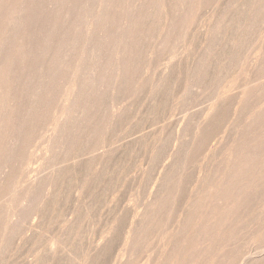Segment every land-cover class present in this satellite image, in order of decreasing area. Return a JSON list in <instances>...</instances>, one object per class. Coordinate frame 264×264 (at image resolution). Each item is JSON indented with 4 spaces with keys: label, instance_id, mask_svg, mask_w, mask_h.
Returning a JSON list of instances; mask_svg holds the SVG:
<instances>
[{
    "label": "rangeland",
    "instance_id": "obj_1",
    "mask_svg": "<svg viewBox=\"0 0 264 264\" xmlns=\"http://www.w3.org/2000/svg\"><path fill=\"white\" fill-rule=\"evenodd\" d=\"M38 1H40V3L38 2L37 3V1L36 2H34V4H32L33 5V7H35L36 5V3L37 4H39V6H42V8L44 7V9H43V13H45L44 11H45V9H47L48 7H50L51 6V3H53L55 0H38ZM51 1V2H50ZM109 1H110V4H109V7H110V9H109V13H110V15L112 16H110V20H111V22L108 20L107 22H109L108 24L105 22V19H104V11H105V9H106V6L108 5V3H109ZM134 1H136V0H134ZM134 1H132V0H87V2H86V4L84 5V6H86V8H85V10L83 11V10H81V16H83V18H82V22H81V26L80 27H77L76 28V30H75V32H74V35H75V33L77 32V29H78V32H77V35L76 36H78V34H79V37L80 36H83L84 34V30H85V28L84 27H91V31L92 32H94L92 29H95V33L97 34H100V35H96L95 33H93L94 34V36H92L91 35V38H90V41H88V43H90L89 44V46L91 47H89L88 46V44H87V47H88V49L87 48H85L86 50H83V52L82 53H80V51H81V49H79L80 51H78V53H80V55L79 56H76V57H74L73 55H71L72 53L70 52V53H68L66 56H65V58H67V59H62V60H68L67 62H68V65H70L71 63L72 64H74L75 63V65H76V67H78L77 66V64L79 63V64H83V63H85V61L86 62H88L87 60H89V62H90V67L89 66H86V64H88V63H86V64H84L85 65V67H84V65H83V69L84 68H88V69H85V71L86 70H90L89 72L88 71H86V72H81V73H79V74H81L82 76V78L81 77H79V74H78V72H80L81 70H80V66H82V65H80L79 67H78V70L79 71H77V69H76V73H73L72 71H70V75H74V77H72V76H70L67 72L71 69H67L68 68V65L66 66V65H64V64H66V63H64L63 65L66 67V73L70 76L69 78L67 77V74H66V78L67 79H69L68 80V82L66 81V79H65V76L63 77L62 76V74H64V73H62V71L64 70V68H62L63 66H61V68H62V71H61V69L58 71V74H59V72L61 71V73L58 75L57 74V76L55 75L56 73H54V74H52V72L51 71H49V66H50V61H49V59L48 58H46L45 60H44V63H43V69L42 70H44L45 68H46V71H44L43 72V75H44V73L46 72L47 73V71L50 73V76H51V78L49 79V77H46L47 79H45V77H44V79L45 80H47L48 81V83H49V81L52 83L53 82V84H51L50 83V85H48L47 84V86H46V84H44L45 83V80L43 81V79H42V81L44 82H42L43 84H41L40 83V86L42 87L43 85H45L46 87H48L49 89H48V91L46 92V90H44V89H46V88H44V86H43V90L45 91V93H48L47 95L43 92L42 93V97L40 98V101H39V103H38V105L39 106H41L40 104H44L43 106H41V107H43V109L42 108H40L38 105H35V107H37L38 106V108L39 109H41L42 111H41V113H43V114H41V113H38V110H37V115L39 116V117H36V118H38V119H35V117L34 116H37V115H35L34 114V116H32V118H33V120L36 122V120H37V122L35 123V122H33V120H32V118H31V120H32V122H30V124H29V126L31 125V123H33V125H31L30 126V128H33V129H30L29 128V126H28V124L26 125L27 127H28V130L25 128L24 130H23V132L24 131H26L27 130V132H25L24 133V135L23 136H21V140H22V138H23V140L21 141V145H20V147H19V145H18V148H16L15 149V152L17 151V149L19 150V153H15L14 154V152H12L11 154H10V156L12 155V154H14V155H18L19 157H17V156H13L12 155V158L14 157H16L15 159H17L18 161H12V162H16L15 164L16 165H13L12 164V169L11 170H13L14 168H15V173L13 172V171H11V173L10 174H12V172H13V175H11V176H13L14 178H12V177H8V178H11L12 180H15V181H18L19 182V185H18V187L16 188L17 190H19V193H22V189L23 188H25V186L27 185L26 183H25V181L26 182H30V181H32L34 178H36V177H39L40 175H43V174H45V173H47L48 172V170L50 171L51 169H53L54 167H56L57 165H59L60 163H59V161L61 162L62 161V159H64V158H62V155H63V157L65 156H68L69 154L67 153V152H80V151H84V150H89L88 149V147L90 148V149H92L91 148V146L93 147V144L94 145H96L95 147H97V146H101V144H103L105 147H102L103 149H107V147H109V146H111V147H114L115 145H118V144H120V143H122L123 141H125L126 139H128L127 137L128 136H130V135H132V136H135V135H140L141 134V140L140 139H138L137 140V142L136 141H134L133 143H126L125 145H123V146H121V148H118L117 150H116V152L114 153V154H111V155H109L106 159H105V161H106V163H108V164H106L105 163V161L104 160H102L101 161V163H102V165H100L101 163H99V165L100 166H102L101 168H100V166L99 167H95V166H93V164H91V163H85V164H82L81 166H79L78 168H76L75 169V171L74 170H70V172L68 173V172H66L62 177H60L58 180H56L55 181V183L53 184V185H51L52 186V188L50 187V185H45L46 187H44L43 185H40L39 186V184L38 185H35V187H34V189H33V191H32V197H31V200L29 201V203H23V204H18L17 202H16V200H18V198H17V195L19 194L18 193V191L17 192H15L16 190H14V192L15 193H17L16 194V196L15 195H13V191H11V189L9 190L8 188H10V186H12V183H13V181L11 182H4V185L6 186H4L3 185V187L0 189L1 191H0V196H3V195H5V196H3V197H1L0 198V209L2 208V205H5V203H7V202H9V200L11 199V198H13V196H15L16 198H13L12 200H11V203H12V205H15V206H12V207H14V209H15V211L17 212V214L19 213V215H17L16 214V216L15 217H13L14 218V220L16 219L17 220V218H18V220H17V223L15 224V225H13L12 227H11V229L9 230V234H6V235H8V236H6V237H4L5 239H3L2 240V242H1V244L0 245H3V246H0V248H1V251H0V253L2 254L1 256H0V264H103V263H105V264H115V263H113V262H115L116 261V264H131L132 262V264H137V262H138V264L140 263V264H144V263H150V261H152L153 259H155L156 257H157V255L161 252V251H164V248H165V246L166 247H169V248H171L170 246L173 244V241H175L176 240V238H177V240L178 241H176V242H181L180 244H178V246L180 247V248H176V246L177 245H173L174 246V250H175V248L177 249V251L175 250L174 251V253L176 252V254H177V252L179 253V251H180V249H181V251H183L184 252V250H188V248L187 247H191L190 245H188V244H193L192 245V247L193 246H195V244H197V243H199V244H197V245H200L201 243H203V244H206V242H208L209 241V239H212V238H209L208 239V237H210V236H212L213 237V240H210V241H212L211 243H209V245L208 244H206V250H203L204 248L202 247V246H200V247H202L199 251H201V252H199L198 250H195V249H199V248H197L198 246L196 245L195 246V248L193 249V248H189V252L191 253V255H192V253H193V256H195L194 254H196V252L198 253V256H195L196 258H190L189 256H187V254L188 253H186L187 252V250L185 251V253L182 255V252H180L179 254H177V256L179 255L180 257H181V255H182V257L183 256H185V258L184 259H188V257H189V259L188 260H184V261H179L181 264H182V262H183V264H184V262L186 261L187 263H188V261H191L190 263L191 264H205V262H207V264L208 263H210V264H216V262H214L215 260L217 261V264H234V262H235V264H236V262H237V264L239 263L238 261H239V259H238V261H237V258H238V254L236 255V254H234V253H237V251H239L238 253H239V258H240V254H241V251H243L242 249H245L246 247L248 248V247H250L249 249H245V251H243V253L244 252H246L247 250L248 251H251L252 249V251L254 252V251H256V249H255V247L257 248V250L260 248L259 246H263L264 244H261L260 245V243H264V201H262V200H264V183H262L263 181H261V183H259L258 185H259V187H258V185H257V187H255V188H252V189H254V190H249L248 192H249V195L247 196V193H245L246 194V198L244 199L243 197H245V195L241 198V199H244V200H239V203H240V201H241V203L242 202H244V203H237L239 206H238V208H237V206L236 205H232V207H236L237 209H233L232 208V210L234 211V210H236L237 212H230V210H231V208L230 209H228V207H227V209L229 210V212L228 213H232L233 214V216H232V214H231V216H232V218L231 219H229L230 220V222H227L226 221V219L227 218H225V221L223 220V224L221 223L222 222V220H219L218 221V219H215L214 218V220L212 221V223L215 221L216 223H219L220 221V223L222 224H219V225H221V226H219V225H217L215 222H214V225H217L216 227L215 226H213V228L215 227V229H217L216 231H215V229H213L212 228V230L211 229H209V231H207V233H209V232H211L209 235L207 234L206 236H207V240L205 241L203 238H205V234H204V237L202 238L201 237V235H200V237H201V240H202V242L200 243V241L198 240V238H197V235H198V237H199V234H198V232L195 230V234H192L193 232H191L190 234H192V236L191 235H189V237L187 238V236H188V232L187 231H189V229L186 231V233H185V231L184 230H186L187 228H188V226L189 225H192V226H190L191 227V230H194V229H192V227L194 228V227H198L197 226V224H195V223H197L198 221H197V216L195 215L196 213H194V215L196 216H193V215H191V213L193 214V211L194 212H198V214L197 215H199V209H202L201 211L203 212V211H205V213H206V209L208 210L207 211V213H209V214H213V209H209V207L208 208H206V204H208V203H206L207 201L209 202V200L206 198L205 200H207V201H205L204 200V205L202 204V201H203V198H202V200H198V201H200V202H197V200H195V196L194 195H196L197 194V192L202 188V190L204 191V193H206L205 192V190L207 191L208 189H206L205 188V186H207L206 184L203 186L202 184H204L205 182V180H203V178L204 179H206V183L207 182H210V184H211V182L212 183H215V181H214V174L217 176V177H215V178H219L220 176H221V174L222 173H220V172H222V170H224V169H226L225 168V160H223V158H224V152H226L225 150H227V147L228 146H225V145H227L225 142L229 139L230 141H227V142H231V143H235L234 142V140H237L236 139V134H237V132H241L242 130H244V128H245V124H244V122L243 121H245L246 122V116L247 115H245V114H248V112L251 110V108H253V107H251V106H253V105H255L254 103H256L258 100H260L261 98L260 97H262V98H264V63L263 64H260V65H258L259 67H257L256 65H255V67L256 68H254V65H252L251 63H250V61H251V59H252V61L254 60V59H256L255 58V56L256 57H260V55H261V53L263 52V50H264V37L263 36H261L260 35V32H261V30H263V27L262 26H264V25H262L263 24V22H264V0H224V2H223V0L221 1V0H196V3L194 4V5H192V7H190L189 8V10L185 13V15H183V18L181 17L180 18V16H178V17H176L175 19H176V21L174 20V22H177V23H174L173 22V26L174 25H176V26H174V27H172L171 28V30H173V31H171V33L169 34V36H162V37H160V35L159 34H157L156 32H158L157 30H158V28H161L160 26H161V24L160 25H157V21H155L156 19H157V17H158V15L156 16V13H157V10L155 9V8H153V9H150V13L151 14H149V16L148 17H146V18H143L144 20H140V22H139V25L141 26V28H140V26H139V28H138V30H137V32L135 33V36L134 37H136V39H135V41L134 42H132V43H129L128 45H127V49H126V73L123 75V77H121L120 79H119V81H121V82H119V83H117V85H116V89H115V86H114V83H116L115 82V70H112V69H115L114 68V66H113V68H111L112 67V63L114 62V58H115V54H116V47H117V41H118V39H119V33H120V30H121V28L119 27V24L120 23H118V17L119 16H123V14L127 11V7L129 6V4H132V3H134ZM155 1V0H154ZM172 1H175L176 2V0H172ZM184 1V0H183ZM199 1V2H198ZM227 1H229L228 3H227ZM236 1V2H235ZM77 1L76 0H72V2H71V5L72 6H74L75 5V3H76ZM113 2V3H112ZM182 2V1H181ZM234 2V3H233ZM243 2V3H242ZM117 3V4H116ZM129 3V4H128ZM172 3L173 2H171V6H173L174 7V3H173V5H172ZM233 3V4H232ZM242 3V4H241ZM244 3H245V5H244ZM115 4H116V6H115ZM177 4H179V3H177ZM209 4H210V6H209ZM35 5V6H34ZM64 5H65V7H66V4L64 3ZM88 5V6H87ZM38 6V5H37ZM63 6V5H62ZM195 8H194V7ZM209 7V9H208V7ZM215 6V7H214ZM225 6V7H224ZM237 6V7H236ZM70 7V6H69ZM121 7H124V8H121ZM206 7V8H205ZM226 7H227V9H226ZM101 8V9H100ZM103 8V9H102ZM213 8V9H212ZM225 8V9H224ZM232 8V9H231ZM94 9V10H93ZM123 9V10H122ZM169 9V8H168ZM198 9V10H197ZM217 9V10H216ZM224 9V10H223ZM245 9V10H244ZM100 10L103 12H101L100 13ZM152 10V11H151ZM172 10H173V8H172ZM210 10V11H209ZM230 10V11H229ZM232 10V11H231ZM244 10V11H243ZM95 11V12H94ZM203 11V12H202ZM229 13H228V12ZM258 11V12H257ZM227 12V13H226ZM232 12V13H231ZM238 12V13H237ZM76 13V12H75ZM209 13V14H208ZM217 13V14H216ZM226 13V14H225ZM246 13V14H245ZM256 13V14H255ZM230 14V15H229ZM238 16H237V15ZM244 14V15H243ZM42 15V14H41ZM74 15V14H73ZM102 15V16H101ZM225 15V16H224ZM256 15V16H255ZM189 16V17H188ZM192 16V17H191ZM195 16V17H194ZM205 16H206V18H205ZM211 16V17H210ZM229 16V17H228ZM231 16V17H230ZM236 16V17H235ZM40 17H42V16H40ZM99 17V19L101 18V22L100 23H102L103 24V26L105 25V27H106V25H107V29L104 27V29H106V30H104L103 31V26H100L99 25V19H97ZM153 17V18H152ZM156 17V18H155ZM210 17V18H209ZM217 17V18H216ZM178 18V19H177ZM200 18V19H199ZM234 18L236 19V20H234ZM103 19H104V22H102L103 21ZM114 19V20H113ZM146 19V20H145ZM150 20V22H147V20ZM188 19V20H187ZM199 19V20H198ZM207 19V20H206ZM230 19V20H229ZM255 19V20H254ZM263 19V20H262ZM39 20V19H38ZM37 20V21H38ZM148 20V21H149ZM158 20V19H157ZM193 22H192V21ZM196 20H198V22L196 21ZM37 21H34V19L33 20H31V26H33V27H29L30 28V30L32 31L33 29H34V25H33V23L36 25L37 23ZM112 21H114V22H112ZM116 21V22H115ZM160 21V23H161V20H159ZM179 21V22H178ZM195 21V22H194ZM203 21V22H202ZM208 21L210 22V23H208ZM240 21V22H239ZM263 21V22H262ZM39 23L41 22V19L38 21ZM190 22V24H188ZM207 22V23H206ZM220 22V23H219ZM253 22V23H252ZM257 22V23H256ZM260 22V23H259ZM82 23H87V25L86 24H84V25H86V26H82L83 24ZM112 23H114V24H112ZM101 24V25H102ZM214 24H216V25H214ZM219 24V25H218ZM259 24H260V26H259ZM91 25H93V26H95L96 28L98 27L99 28V30H96V28L95 27H93L92 28V26ZM158 26V28H156L157 26ZM193 25V26H192ZM203 25V26H202ZM230 25V26H229ZM236 27H235V26ZM249 25V26H248ZM259 27H258V26ZM100 26V27H99ZM200 26V27H199ZM205 26V27H204ZM250 26H252V27H250ZM254 26V27H253ZM153 27H154V30H153ZM198 27V28H197ZM204 27V28H203ZM208 27L209 28H211V29H209V30H211L210 32H209V30H207L208 29ZM246 27V28H245ZM250 27V28H249ZM257 29H256V28ZM217 28V29H216ZM219 28H221V29H219ZM233 28V29H232ZM242 28V29H241ZM262 28V29H261ZM100 29H101V31H100ZM188 29V30H187ZM226 29V31H224ZM228 29H229V31H228ZM231 29V30H230ZM255 29V30H254ZM81 30V31H80ZM161 30V29H160ZM198 30H199V32H198ZM205 30V31H204ZM219 30H221V31H219ZM233 30H234V32H233ZM242 30V31H241ZM245 30H247V33H246V31ZM259 32H258V31ZM98 31H100V32H98ZM107 33H106V32ZM183 31H184V33H183ZM206 31H208L207 32V34H206ZM215 31H217V32H220V33H216ZM233 33H232V32ZM81 32H83V33H81ZM92 32L90 33V34H92ZM104 32V33H103ZM203 32H205V34H206V37H205V35H204V33ZM229 33V32H231V33H229V34H226V33ZM249 32V33H248ZM158 33H160V32H158ZM181 33V34H180ZM183 33V34H182ZM225 35H224V34ZM82 34V35H81ZM106 34V35H105ZM186 34V35H185ZM222 34V35H221ZM230 34H232V36L230 35ZM239 34V35H238ZM246 34V35H245ZM250 34V35H249ZM251 34H254V35H251ZM260 36H259V35ZM96 35V36H95ZM103 37H102V36ZM156 35V36H155ZM159 35V36H158ZM198 35H199V37H198ZM200 35H202V36H200ZM242 35V36H241ZM76 36L73 38L74 40H76L75 38H76ZM99 36H101L102 37V39L104 38V40L105 41H102V40H100V39H98L99 38ZM218 36V37H217ZM257 36V37H256ZM83 37H85V36H83ZM94 39H93V38ZM98 37V38H97ZM156 37H158L159 39H157ZM181 37V38H180ZM200 37H203V38H200ZM212 37H214L213 39H212ZM216 37V38H215ZM221 37V38H220ZM231 37V38H230ZM244 37V38H243ZM249 37H250V39H249ZM252 37H254V38H252ZM261 37V38H260ZM263 37V38H262ZM147 38V39H146ZM154 38V39H153ZM161 38V39H160ZM167 38V39H166ZM175 38H176V40H175ZM223 38H224V40H223ZM228 38V39H227ZM239 38V39H238ZM81 39V41H82V39L83 38H80ZM162 39H164V42H163V40ZM167 41H166V40ZM178 39V40H177ZM184 39H186V40H184ZM211 39H212V41H211ZM218 39V40H217ZM244 39V40H243ZM260 39V40H259ZM74 40H72V41H74ZM97 40V41H96ZM99 40V41H98ZM153 40V41H152ZM157 40V41H156ZM160 40H162V41H160ZM198 40V41H197ZM210 40V41H209ZM215 40V41H214ZM229 40V41H228ZM233 40V42H231ZM238 40V41H237ZM261 44H259L257 41ZM263 40V41H262ZM101 41H102V43L104 42H106L105 44L106 45H104V44H100L101 43ZM152 41V42H151ZM160 42V44H158L159 42ZM182 41H184V42H182ZM196 41V42H195ZM214 41V42H213ZM218 41H219V43H218ZM229 43H228V42ZM99 44H98V43ZM162 42V43H161ZM176 42V43H175ZM190 42V43H189ZM212 42V43H211ZM247 42H249V43H247ZM93 43V44H92ZM116 43V44H115ZM164 43V44H163ZM175 43V44H174ZM180 43V44H179ZM183 43V44H182ZM196 43V44H195ZM198 43H200V44H198ZM210 45H209V44ZM224 43H225V45H224ZM228 43V44H227ZM232 43H233V45H234V43H235V45H234V47H233V45H232ZM246 43H247V45H246ZM253 43V44H252ZM115 44V45H114ZM158 44V45H157ZM187 44V45H186ZM215 44H217V45H215ZM227 44V45H226ZM112 45V46H111ZM114 45V46H113ZM192 45V46H191ZM213 45H215V46H213ZM257 45H259V46H257ZM80 46H81V44H80ZM79 46V47H80ZM180 46V47H179ZM207 46V47H206ZM240 46V47H239ZM94 47V48H93ZM103 47V48H102ZM110 47V48H109ZM114 49V47H115V50H112V48ZM173 47V48H172ZM205 47V48H204ZM215 47V48H214ZM257 47H258V50H257ZM260 47V48H259ZM90 48V49H89ZM97 48H99L101 51H99V50H97ZM197 48V49H196ZM206 48H207V50H206ZM209 48V49H208ZM217 48V49H216ZM222 48V49H221ZM237 48V49H236ZM248 48V49H247ZM255 48V49H254ZM76 49V48H75ZM91 49H93V50H91ZM94 49L98 52L99 51V53L101 54H99V53H95L97 56H99L100 55V57L99 58H96L97 56H95V54L93 53V51H94ZM130 49V50H129ZM204 49V50H203ZM212 49V50H211ZM216 49V50H215ZM240 49V50H239ZM243 49V50H242ZM248 50V52H247V50ZM262 49V50H261ZM92 51V53L90 52V51ZM103 50H104V53H102L103 52ZM177 50V51H176ZM180 50V51H179ZM188 50V51H187ZM202 50V51H201ZM219 50V51H218ZM228 50V51H227ZM250 50H254L253 52L252 51H250ZM255 50H257V53H256V51ZM86 51H89L90 53H91V56H93L92 54H94V56L93 57H88L87 58V60H84L83 62H82V60L86 57V56H88V53L89 52H86ZM183 51V52H182ZM200 51H201V54H200ZM226 53V55H225V53ZM260 51V52H259ZM110 52V53H109ZM129 52V53H128ZM173 52V53H172ZM189 52V53H188ZM206 52V53H205ZM219 52H220V55H219ZM259 52V53H258ZM87 53V54H86ZM90 53H89V56H90ZM180 53V54H179ZM205 53V54H204ZM216 53V54H215ZM221 53H223V54H221ZM251 55H250V54ZM69 54H70V56H69ZM82 54H84V55H82ZM191 54H193L192 56H191ZM253 54H255V55H253ZM257 54V55H256ZM105 55V56H104ZM109 55H110V57H109ZM168 55V56H167ZM182 55V56H181ZM203 55H204V57H203ZM220 57H218V56ZM231 55V56H230ZM248 55H249V57H248ZM83 56H85V57H83ZM108 56V57H107ZM166 56V57H165ZM201 56V57H200ZM206 56V57H205ZM216 56V57H215ZM80 57L82 58L81 59V61H80ZM137 59H136V58ZM182 57V58H181ZM189 57V58H188ZM193 57V58H192ZM199 57V58H198ZM229 57V58H228ZM236 57V58H235ZM75 58V59H74ZM92 58H94V59H92ZM96 58V59H95ZM109 58V59H108ZM111 58V59H110ZM132 58V59H131ZM133 58H135V59H133ZM211 58V59H210ZM216 58H218V59H216ZM225 60H224V59ZM229 59V61H228V59ZM239 58H240V60H239ZM251 58V59H250ZM72 59V60H71ZM77 59L80 61H77ZM86 59V58H85ZM99 59V60H98ZM105 59V60H104ZM143 59H144V61H143ZM165 59V60H164ZM172 60V61H170V62H167V61H169V60ZM199 59V60H198ZM227 59V60H226ZM244 59V60H243ZM47 60H48V62H47ZM92 60H94L95 61V63H94V61L92 62ZM96 60H98V61H96ZM107 60V61H106ZM134 60V61H133ZM224 60V61H223ZM232 60V61H231ZM239 60V61H238ZM243 62H242V61ZM46 61V62H45ZM71 61H74V62H71ZM141 61V62H140ZM163 61V62H162ZM212 61H214V62H212ZM236 61V62H235ZM238 61V62H237ZM96 62L99 64V66H98V64L96 65L97 66V68H96V66L95 65H93V66H91L92 65V63H94V64H96ZM171 62L173 63V64H171ZM180 62V63H179ZM184 62V63H183ZM212 64H211V63ZM223 62V63H222ZM226 64H225V63ZM228 62V63H227ZM45 63H47L45 66H44V64ZM62 63H63V61H62ZM70 63V64H69ZM108 63V64H107ZM128 63V64H127ZM133 63V64H132ZM135 63V64H134ZM149 63V64H148ZM185 63H187V64H185ZM210 63V64H209ZM220 63V65H218ZM231 63H232V65H231ZM242 63V64H241ZM48 64H49V66H48ZM72 64L70 65V66H72ZM78 64V65H79ZM141 64H142V66H141ZM146 64V65H145ZM179 64V65H178ZM241 65V67H240V65ZM251 64V65H250ZM144 65V66H143ZM150 65V66H149ZM188 65V66H187ZM190 65V66H189ZM249 65V66H248ZM69 66V67H70ZM104 66V67H103ZM107 66V67H106ZM129 66V67H128ZM165 66H166V68H165ZM174 66V67H173ZM205 66V67H204ZM210 68H209V67ZM217 66V67H216ZM225 66H226V68H225ZM253 66V67H252ZM45 67V68H44ZM48 67V68H47ZM74 65H73V70H74ZM93 67H95L96 68V70H95V68L94 69H92ZM106 67V68H105ZM141 67V68H140ZM187 67V68H186ZM212 67H214V69L212 68ZM224 69H223V68ZM230 67H231V69H230ZM248 67V68H247ZM252 67V68H251ZM261 67V68H260ZM145 68V69H144ZM216 68V69H215ZM222 68V69H221ZM235 68H238V71H237V69H235ZM244 68H245V70H244ZM81 69H82V67H81ZM82 69V71H84ZM107 69V70H106ZM171 69H173V70H171ZM187 69V70H186ZM206 69V70H205ZM209 69V70H208ZM210 69H212V70H210ZM236 71H235V70ZM250 69V70H249ZM68 70V71H67ZM92 70H95L94 72H91ZM102 70V71H101ZM162 70V71H161ZM165 70V71H164ZM228 70V71H227ZM98 71V72H97ZM109 71H110V73H109ZM113 71H114V73H113ZM158 71H160L159 73H158ZM164 71V72H163ZM207 71V72H206ZM223 71H224V73H223ZM247 71V72H246ZM64 72V71H63ZM71 72H72V74H71ZM112 72V73H111ZM145 72V73H144ZM163 72V73H162ZM174 72V73H173ZM205 73L204 75H203V73ZM234 72H235V74H234ZM244 72V74H241V73H243ZM49 73H47L46 75H48ZM95 74V75H93V74ZM128 73V74H127ZM208 73V74H207ZM223 73V74H222ZM229 73V74H228ZM239 73V74H238ZM52 74V75H51ZM158 74V75H157ZM160 74V75H159ZM168 74V75H167ZM203 75V77H202V75ZM227 74V75H226ZM246 74V75H245ZM247 74H248V76H247ZM262 74V75H261ZM45 75V76H46ZM77 75V78L76 79H78V83H77V85L80 83V79L83 81V77H84V79H86V80H84L85 81V83H84V85H82L83 83L81 82V86L80 85H78V87H80L79 89H77L76 87V84L74 83V78H75V76ZM86 75V76H85ZM89 75H91V76H89ZM95 76V81H93L94 79H92V80H90L89 78H93V76ZM162 75V76H161ZM163 75H164V77H166L165 78V80H164V77H163ZM171 75H172V77H171ZM180 75V76H179ZM250 75V76H249ZM56 76V77H55ZM59 76V77H58ZM141 76V77H140ZM198 76V77H197ZM204 76H206V77H204ZM212 76V77H211ZM225 76V77H224ZM56 79H55V78ZM61 77L62 78H64L65 79V81L67 82H65L64 80V82L63 81H61L62 79H61ZM109 77V78H108ZM112 77L114 78L113 80H112ZM160 77H163V78H160ZM182 77V78H181ZM200 77V78H199ZM237 77V78H236ZM243 77V78H242ZM246 77V78H245ZM260 77H261V79H260ZM54 78V79H53ZM71 78H73L72 80H71ZM80 78V79H79ZM159 78V79H158ZM170 78V79H169ZM178 78V79H177ZM193 78V79H192ZM198 78V79H197ZM201 78H203V79H201ZM226 78V79H225ZM234 78V79H233ZM254 78V79H253ZM51 79H52V81H51ZM59 80V81H54V80ZM172 79V80H171ZM191 79V80H190ZM200 79V80H199ZM222 79H223V82H222ZM256 79H257V81H256ZM97 80H98V82H97ZM103 80V81H102ZM129 80V81H128ZM164 82H163V81ZM219 80V81H218ZM246 80V81H245ZM248 80V81H247ZM61 81V82H60ZM91 81H93L92 83H91ZM111 81H113L112 83H113V86L111 85L112 83H111ZM162 83H161V82ZM168 81V82H167ZM171 81V83H169ZM197 81V82H196ZM201 81V82H200ZM209 81H210V83H209ZM232 81V82H231ZM235 81V82H234ZM56 82V83H55ZM62 82L63 83H65L66 85L69 83V82H71V83H69V84H71V86H73V88L75 89V91H76V93H74V91L73 90H71V92H70V94L68 95L67 94V92H66V94H67V96L68 97H70V95L73 97V98H68L67 96H66V94H63V95H61L62 93H63V91H65V86H64V84L62 85ZM90 82V83H89ZM110 82V83H109ZM123 82V83H122ZM151 82V83H150ZM153 82H155V83H153ZM163 85H160V83ZM168 84H167V83ZM176 82V83H175ZM186 82H187V84H189V85H187L186 84ZM204 82H206V83H204ZM229 82V83H228ZM262 82V83H261ZM47 83V82H46ZM58 83V84H57ZM73 83H74V85L76 86V87H74V85H73ZM88 85H87V84ZM97 85H96V84ZM98 83H100V84H98ZM193 83H195L194 85H193ZM199 83V84H198ZM201 83H202V86H201ZM216 83H217V87H216ZM223 83V84H222ZM250 83V84H249ZM56 84H57V86H56ZM95 85V86H93V85ZM118 84H120V85H118ZM166 84V85H165ZM179 86H178V85ZM185 84H186V86H185ZM196 84L198 85V86H196ZM214 84V85H213ZM221 84V85H220ZM224 84H226V85H224ZM227 84L230 86V88L227 86ZM263 84V85H262ZM99 85H100V88H99ZM121 85H123V86H121ZM140 85V86H139ZM151 85H154V86H151ZM156 85V86H155ZM158 85V86H157ZM200 85V86H199ZM232 85V86H231ZM88 86V87H87ZM94 87L93 89L91 88V87ZM99 88V90H97L98 88ZM190 88H189V87ZM194 86V87H193ZM211 86V87H210ZM228 87L227 89H230L229 91V93H228V90L226 89V88H224V91L222 92V90L221 89H219V88H221V87ZM242 86V87H241ZM255 86H257L258 88H259V90H257V92L255 93L257 96H255V95H253L252 96V99H250L249 100V98L247 99V97H245V99L243 98L242 99V101L246 104H250L249 105V107L246 105L245 106V104L243 105L242 104V101H240V100H238L237 98H234L235 97V94H239V93H241L243 90H245V89H247V90H249L251 87H255ZM58 87V88H57ZM61 87H63L62 89H63V91H62V89H61ZM118 87V88H117ZM119 87H121V88H119ZM154 88V90H153V88ZM157 87V88H156ZM181 87H182V89H181ZM192 87V88H191ZM222 87V88H223ZM72 88V89H73ZM88 89V91H87V89ZM112 88V90H110ZM114 88V89H113ZM127 88V89H126ZM137 88V89H136ZM151 90H150V89ZM158 88H160L159 90H156V89H158ZM210 88V89H209ZM216 88V89H215ZM50 89H52V90H50ZM80 89L82 90V91H85V93H83L84 95V97H88V101H86L87 99L86 98H84L83 97V99H82V92L80 91ZM84 89V90H83ZM95 89H96V91H95ZM108 89V90H107ZM119 89V90H118ZM121 89V90H120ZM218 89V90H217ZM79 90V93L80 94H78V91ZM90 90H91V92H90ZM181 90V91H180ZM208 90V91H207ZM217 92H216V91ZM219 90H221V92L219 91ZM225 90L227 91V92H225ZM51 91V92H50ZM60 91H62V93L60 92ZM92 91H94L93 93H92ZM108 91V92H107ZM122 92V94H121V92ZM145 91L147 92V93H145ZM156 91V92H155ZM189 91V92H188ZM210 91V92H209ZM218 91H219V93H218ZM239 91V92H238ZM241 91V92H240ZM98 93V94H96V93ZM111 92H113V93H111ZM136 92V93H135ZM164 92V93H163ZM61 93V94H60ZM65 93V92H64ZM90 93H92L93 95H94V93H95V95L92 97L91 95H90ZM108 93V94H107ZM126 93V94H125ZM156 93H159V94H156ZM178 93V94H177ZM214 94V96H215V98H214V96H213V94ZM216 93V94H215ZM217 93H218V95L219 94H223V95H226V98H224L225 100V102L227 101L228 103L226 104L225 103V108L223 107L222 108V106L224 105V103H223V105H221L220 106V108H219V114H221V115H219L218 114V116L219 117H216L215 118V120H213V122H212V124L210 125V127H209V129H207V132H205V134L207 133V135H209V133L208 132H210V135H209V139L207 138V141L209 140V142L210 141H212L213 140V137L216 139V140H213L212 141V143L210 142V144H209V142H207V144L209 145V147L208 146H206V147H208V148H210V150L208 149H205L206 147H205V145L204 144H206V143H201L198 139V141L196 140V143L194 142H192L193 140L191 139L192 138V136L190 135V134H192L193 135V133L194 132H191V131H194V127H193V123L195 122V125H196V120L194 121V119H189V118H185V119H183L184 118V116H182V115H184L185 113H187V112H191V110L192 111H197V110H199L198 108H200V110L201 109H203V108H205V107H207V105H210V104H212L213 102H215V101H217V99H218V95H217ZM226 93H228L229 95H227ZM230 93H231V95H230ZM53 94V95H52ZM55 94V95H54ZM77 94V95H76ZM86 94V95H85ZM90 96H89V95ZM105 94V95H104ZM120 94V95H119ZM206 94V95H205ZM211 94V95H210ZM259 94V95H258ZM49 95V96H48ZM59 97H58V96ZM61 95V96H60ZM65 95V96H64ZM79 95H81V96H79ZM107 95H108V98H107ZM186 95H188V96H186ZM201 95V96H200ZM233 95H234V97H233ZM46 96V97H45ZM63 96V97H62ZM74 96H75V98H74ZM129 96V97H128ZM169 96V97H168ZM203 96H205V97H203ZM211 96V97H210ZM231 96V97H230ZM57 97V98H56ZM64 97H66V98H68V99H65ZM81 97V98H80ZM90 97V98H89ZM104 97V98H103ZM164 97H165V99H164ZM199 97V98H198ZM209 97V98H208ZM213 97V98H212ZM60 98H62L61 100H60ZM65 100H64V99ZM92 98V99H91ZM107 98V99H106ZM109 98H111V99H109ZM117 98V99H116ZM135 98H136V100H135ZM170 98V99H169ZM172 98V99H171ZM201 98H203V99H201ZM217 98V99H216ZM44 99V100H43ZM45 99H47V100H45ZM70 99H73V100H75V103H77V101L79 102V103H81V104H84V105H86V111H89V112H86V113H90L89 114V116H88V121L89 122H87V125L86 126H84V127H86L87 129H86V131H88V130H90V132L88 131L87 132V134H86V131L84 130V132H83V128L82 127H78V126H76L77 125V123H74V121L75 122H78V119H76V117L78 118V115L76 116L75 114H74V116H72L73 115V112L76 110V109H72V108H74V106H72L73 104H74V102H73V104H71L72 103V101L73 100H71L70 101ZM86 99V100H85ZM106 99V100H105ZM168 99V100H167ZM230 99H232V103H231V101H230ZM57 100V101H56ZM61 101V103H59L60 101ZM77 100V101H76ZM164 100V101H163ZM189 100V101H188ZM197 100V101H196ZM213 100V102L211 103V101ZM215 100V101H214ZM243 105H240V103H238V101ZM245 100V101H244ZM247 100V101H246ZM64 101H66V104L64 105ZM81 101V102H80ZM102 101V102H101ZM116 101V102H115ZM123 101V102H122ZM171 103H170V102ZM196 101V102H195ZM230 101V102H229ZM70 102V103H69ZM84 102V103H83ZM85 102H89V104L87 105V103H85ZM163 104H162V103ZM169 102V103H168ZM174 102V103H173ZM206 102V103H205ZM250 102V103H249ZM53 103H55V104H53ZM62 104L63 106H66L67 104V107H63L62 105H58V104ZM119 103V104H118ZM149 103V104H148ZM166 103H167V105H166ZM173 103V104H172ZM184 103H185V105H184ZM194 103V104H193ZM210 103V104H209ZM230 103V104H229ZM58 105V108L61 106V109L59 110V109H57L55 106H57ZM69 104H71V109H72V111H70V108L68 107V106H70ZM78 104V103H77ZM95 104V105H94ZM104 104V105H103ZM132 104V105H131ZM135 104V105H134ZM147 104V105H146ZM153 104V105H152ZM159 106H158V105ZM178 104V105H177ZM228 104L229 105H231V104H233V106L231 105V107H232V111H234V113L233 114H230L231 113V110L229 109L230 108V106H228ZM235 104V105H234ZM237 104H239L240 106L238 107L239 108V110H240V107H241V109H243L242 111L240 110H236V109H238L237 107H236V105ZM78 105H80V104H78ZM112 105H114V108L112 107ZM126 105V106H125ZM148 105H149V107H148ZM162 105V106H161ZM174 105V106H173ZM199 105V106H198ZM202 105V106H201ZM47 106V107H46ZM81 106V105H80ZM89 106H90V108H89ZM105 106H107V107H105ZM124 106V107H123ZM130 106V107H129ZM139 106V107H138ZM154 107V109H153V107ZM158 106V107H157ZM164 106V107H163ZM166 106H168V108L166 107ZM186 106V107H185ZM196 106V107H195ZM238 106V105H237ZM244 106H245V109H244ZM45 107H46V109H45ZM51 107V108H50ZM79 107V106H78ZM112 107V108H111ZM126 107V108H125ZM129 109H128V108ZM151 107H152V109H151ZM172 107V108H171ZM38 108H36V109H38ZM63 108V109H62ZM65 108H67L66 110H65ZM69 108V109H68ZM76 108H77V106H76ZM104 108H105V110H104ZM122 108H124L123 110H122ZM136 108V109H135ZM138 108V109H137ZM247 108V109H246ZM248 108H250V109H248ZM55 109H57V110H55ZM103 109V110H102ZM112 109H113V111H114V109H115V111H116V114L113 116V119H112V123H110V121L109 120H111V118H112V116H111V114H112ZM126 109V110H125ZM156 109V110H155ZM159 109V110H158ZM168 109V110H167ZM188 109V110H187ZM229 110V112H228V110ZM45 110V112H43ZM62 110V111H61ZM67 110H68V113H67ZM139 110V111H138ZM152 110H155V111H152ZM59 111H61L60 113H59ZM159 111V112H158ZM163 111V112H162ZM169 111V112H168ZM172 111V112H171ZM221 111V112H220ZM227 111V112H226ZM236 111V112H235ZM240 112V113H238V112ZM39 112H40V110H39ZM46 112H48V114L49 115H47L46 116ZM68 114V118H66L67 117V114ZM69 112H72L71 114L72 115H69L70 113ZM107 112V113H106ZM118 112V113H117ZM124 112V113H123ZM139 112V113H138ZM145 112V113H144ZM158 112V113H157ZM226 112V113H225ZM242 112H244V113H242ZM44 113H46L45 115H44ZM65 113V114H64ZM92 113V114H91ZM223 113H225V116H230V118L228 117V119H227V117H223ZM238 115H237V114ZM59 114L61 115V116H59ZM87 114V115H88ZM129 114H131V115H129ZM150 114V115H149ZM168 114V115H167ZM176 115V116H174L173 117V115ZM227 114V115H226ZM230 114V115H229ZM243 114H244V116H243ZM57 116V117H59V119L60 120H62V119H65V121L67 122V123H65V121L63 122V121H61V122H58V121H60L59 119H55V118H53L54 116ZM64 115H65V117H64ZM92 115V116H91ZM109 115V116H108ZM120 115V116H119ZM129 115V116H128ZM161 115V116H160ZM165 115V116H164ZM193 116H194V114H192ZM196 115H197V117L199 116L198 115V113L197 114H195V117H196ZM233 115V116H232ZM236 115V116H235ZM239 115H241V116H239ZM62 116L64 117V118H62ZM69 116L71 117V118H69ZM221 116V117H220ZM73 117H74V120H73ZM87 117V116H86ZM91 117V118H90ZM115 117H117V118H115ZM132 117H134V119L132 118ZM155 117V118H154ZM182 119H181V118ZM192 117V116H191ZM197 117L195 118V119H197ZM237 117V118H236ZM40 118H43V119H40ZM93 118V119H92ZM126 118H127V120H128V122H127V120H126ZM153 118V119H152ZM234 119V120H231V119ZM68 119V120H67ZM70 119H71V121H70ZM156 119V120H155ZM165 119V120H164ZM167 119H168V121H167ZM172 119V120H171ZM174 119V120H173ZM231 121H230V120ZM243 119V120H242ZM41 120H42V122H41ZM50 120V121H49ZM51 120H53V121H51ZM72 120H73V122H72ZM93 120V121H92ZM119 120V121H118ZM151 120V121H150ZM154 120V122L155 123H153L152 121ZM185 120V121H184ZM186 120H191L190 121V123H188V124H186L185 125V123H187V121ZM219 120V121H218ZM224 120V121H223ZM44 121V122H43ZM69 121H70V123L71 124H68L69 123ZM92 121V122H91ZM109 121V122H108ZM115 121V122H114ZM124 121H126V122H124ZM171 121H174V129L175 130H173V126L171 125V123L170 122ZM178 121V122H177ZM184 121V122H183ZM214 121H216V122H214ZM228 121V122H227ZM237 121V122H236ZM41 122V123H40ZM54 125V128L52 127L53 125L51 124V123ZM105 122V123H104ZM108 122V123H107ZM124 122V123H123ZM158 122V123H157ZM160 122H162V123H160ZM168 122V123H167ZM176 122H177V125H176ZM40 125H39V124ZM66 124V127H64V125ZM169 123H170V126H169ZM213 123H216V126L215 127H217V126H220V128H218V130L216 129V128H214L213 126L215 125V124H213ZM220 123V124H219ZM47 126H46V125ZM107 124V125H106ZM110 124V125H109ZM114 124V125H113ZM143 124V125H142ZM158 124V125H157ZM190 124V125H189ZM193 124V125H192ZM228 124V125H227ZM241 124H242V127H240L241 126ZM35 125L37 126V127H35ZM57 125V126H56ZM58 125H60V128H62L63 129V127H64V129L62 130H60L61 132L63 131H65L66 132V136H67V134L68 135H76V136H78V137H80V139H79V142L78 141H76L77 142V144H75V143H73V145H70V146H65L64 145V142L63 143H61L62 141V139H61V137H57V133H59L60 131H53L54 129H55V126H56V129L58 130ZM71 125V127L73 128L74 126L76 127H74L73 129L70 127V128H68V126H70ZM106 125V126H105ZM119 127H118V126ZM166 125H168V127L165 126ZM180 125V126H179ZM227 125V126H226ZM235 125V126H234ZM240 125V126H239ZM244 125V126H243ZM33 126V127H32ZM39 126H41V130L39 131ZM51 128H50V127ZM62 126V127H61ZM101 127V128H99V127ZM103 126H104V128H106L105 130H104V128H103ZM107 126H108V128H107ZM118 127V129H117V127ZM123 126V127H122ZM140 127V128H138V127ZM163 127L164 126V129H165V131H164V129H161V133L159 132H157V133H154V135L152 134L153 133V131L155 130V128H160V127ZM175 126H177L179 129H176L177 127H175ZM184 126H187V128H184ZM215 129V130H213V129H211L212 127ZM223 126H224V128H223ZM229 126H232L231 128L229 127ZM237 126H238V129H237ZM35 127V128H34ZM46 127V129H44ZM116 127V128H115ZM134 127V128H133ZM161 127V128H162ZM38 128V129H37ZM53 128V129H52ZM59 128V129H60ZM78 128V129H77ZM82 128V129H81ZM92 129V131H91V129ZM99 128V129H98ZM103 128V129H102ZM114 128V129H113ZM144 128H146V129H144ZM172 128V129H171ZM185 130H184V129ZM191 128V129H190ZM239 128H241V129H239ZM80 129V130H79ZM116 129H117V131H116ZM139 129V130H138ZM167 129V130H166ZM189 129V130H188ZM238 131H237V130ZM37 130V131H36ZM51 130V131H50ZM132 130V131H131ZM178 130V132H179V134H177L176 133V131ZM183 130V131H182ZM187 130H188V132H187ZM215 132V133H213V131ZM220 130H221V132H220ZM222 130H224V131H222ZM230 130V131H229ZM232 130V131H231ZM30 131H31V133H30ZM71 131V132H70ZM82 131V132H81ZM173 131H175L174 133H173ZM217 131H218V133H217ZM228 131V133H226ZM23 132H22V134H23ZM33 132H35V134L33 133ZM40 132H42V133H40ZM46 132H48V133H46ZM52 132H54V133H56V140H55V138L53 137V135L55 136V134L54 133H52ZM62 132V135H64V133ZM67 132H69V133H71V134H69V133H67ZM101 132H102V134H101ZM182 132V133H181ZM212 132V133H211ZM231 134H230V133ZM78 133H79V135H78ZM89 133V134H88ZM91 133H93V134H91ZM100 133V134H99ZM176 133V134H175ZM187 133H189V134H187ZM219 133H220V135H219ZM27 134H29V135H27ZM37 134V135H36ZM40 134H42L41 136H39ZM49 134V135H48ZM51 134H52V136H51ZM61 134V133H60ZM60 134L58 135V136H60ZM84 134H86V135H84ZM99 134V135H98ZM104 134V135H103ZM126 134H128V135H126ZM167 134V135H166ZM182 134V135H181ZM229 134V135H228ZM27 135V136H26ZM45 135V136H44ZM48 135V136H47ZM103 135V136H102ZM126 135V136H125ZM158 136V138L156 137V136ZM173 135H175L174 137H173ZM177 135V136H176ZM190 135V136H189ZM32 136H35V137H32ZM37 136H39V137H37ZM51 136V137H50ZM65 136V135H64ZM65 136V137H66ZM105 136V137H104ZM169 136V137H168ZM180 136H181V138H180ZM183 136H186L187 137V139H184L185 141H183V139L182 138H184ZM210 136H212V138H210ZM226 136L228 137V139L226 138ZM231 136V137H230ZM32 137V138H31ZM45 137V138H44ZM50 137V138H49ZM96 137H98V138H96ZM174 138V139H172V140H174L173 142H172V140H171V138ZM185 137V138H186ZM41 138V139H40ZM47 138H49V139H54V142H51L49 139H48V142H47ZM57 138H58V140H57ZM83 138H84V140H83ZM93 138V139H92ZM94 138L96 139V140H98V141H94ZM103 138H105V139H103ZM219 138H221L220 140H219ZM223 138V139H222ZM226 138V139H225ZM88 139V140H87ZM93 140V141H91V140ZM109 139V140H108ZM168 139H169V142H167L168 141ZM175 139L177 140L176 142H175ZM219 141H218V140ZM29 140V141H28ZM104 140V141H103ZM111 140V141H110ZM158 140V141H157ZM163 140H165L164 142H163ZM225 140V141H224ZM38 141V142H37ZM39 141H41L40 143H39ZM58 141H61V142H59V144L57 145V143H58ZM64 141V140H63ZM83 141H84V144H83ZM87 141V142H86ZM89 141V142H88ZM99 141H100V145H98L99 144ZM109 143H108V142ZM140 141V142H139ZM180 141H182V142H180ZM188 141H190V142H188ZM216 141V142H215ZM34 142V143H33ZM45 142H47V143H45V144H48V146L46 147V145H44V143ZM49 142H51V144L52 143H55V142H57V143H55L56 144V146H55V144H53V145H51V144H49ZM97 142V143H96ZM142 142V143H141ZM163 142V143H162ZM175 142V143H174ZM180 142V144H179V147H181L180 148V150H181V152H180V150H179V147H178V143ZM186 142H188V143H186ZM22 143H24V144H22ZM28 143V144H27ZM36 143V144H35ZM39 143V144H38ZM42 143V144H41ZM61 143V144H60ZM93 143V144H92ZM96 143V144H95ZM107 143V144H106ZM155 143V144H154ZM157 143V144H156ZM161 143V144H160ZM173 143V144H172ZM191 143V144H190ZM193 143V144H192ZM213 143H214V145H213ZM231 143H230V145H231ZM30 144L32 145V146H30ZM38 144V145H37ZM88 144V145H87ZM152 144V145H151ZM201 144H203L202 146H201ZM206 144V145H207ZM2 145V144H1ZM26 145V146H25ZM29 145V146H28ZM33 145H34V147H33ZM51 145V149L53 150V152H52V150L50 149V146ZM60 145H63V146H60ZM190 145H193V146H190ZM199 145V146H198ZM41 146V147H40ZM85 146H87V147H85ZM190 146V147H189ZM197 146V147H196ZM204 146V147H203ZM48 147H49V151H48ZM63 147V148H62ZM136 147V148H135ZM151 147V148H150ZM159 147V148H158ZM162 147V148H161ZM165 147V148H164ZM169 147H171V148H169ZM183 147V148H182ZM189 147V148H188ZM192 147V148H191ZM201 149H200V148ZM203 147V148H202ZM226 147V148H225ZM24 148V149H23ZM26 148V149H25ZM27 148H31V150H29V149H27ZM40 148V149H39ZM58 148V149H57ZM70 148H71V150H70ZM94 148V147H93ZM102 148L101 149H98L97 151H99V150H102ZM141 148V149H140ZM169 148V149H168ZM173 148V150H172V152H171V149ZM190 148H191V150H190ZM214 148V149H213ZM229 148V147H228ZM33 149V150H32ZM36 149V150H35ZM64 149V150H63ZM73 149V150H72ZM112 149H115V147L114 148H112ZM136 151H135V150ZM161 149V150H160ZM164 149V151H163V153H162V150ZM184 150V154H180V155H178L179 153H182L183 152V150ZM203 149V150H202ZM27 150V151H26ZM38 150V151H37ZM127 150V151H126ZM144 150H147V151H144ZM175 150H177V151H175ZM204 150H207V151H204ZM22 151H24V152H22ZM30 151V152H29ZM41 151V152H40ZM42 151H44V152H42ZM141 151V152H140ZM174 151V152H173ZM179 151V152H178ZM187 151V152H186ZM188 151H189V154H187L188 153ZM18 152V151H17ZM63 152V153H62ZM121 155H119L118 153ZM125 153V155H124V153ZM133 152H135V153H133ZM158 152H160V153H158ZM171 152V153H170ZM176 152V153H175ZM178 152V153H177ZM186 152V153H185ZM202 154H204V155H202ZM207 152V153H206ZM29 153V154H28ZM33 153V154H32ZM37 153H39V154H37ZM49 155H48V154ZM66 153V154H65ZM131 153H133V154H131ZM169 153H170V155H169ZM206 153V154H205ZM25 156H24V155ZM47 154V155H46ZM118 154V155H117ZM127 154V155H126ZM135 154H137V155H135ZM160 154V155H159ZM200 154V155H199ZM30 155V156H29ZM46 157H45V156ZM145 155V156H144ZM158 155H159V157H158ZM169 155V156H168ZM182 155V156H181ZM187 155V156H186ZM197 155V157H194V156H196ZM27 156H29V158L27 157ZM32 156V157H31ZM118 158H117V157ZM147 156V157H146ZM150 156V157H149ZM165 156V157H164ZM166 156H168L167 158H168V160L170 159V161H172L173 159V161L172 162H170V161H168L167 160V158H166ZM174 156H175V158H174ZM176 156H178V157H176ZM181 158H180V157ZM205 156H207L208 158L206 159V157ZM37 157V158H36ZM39 157V158H38ZM125 157H127V158H125ZM132 157H133V159H132ZM153 157V158H152ZM173 157V158H172ZM223 157V158H222ZM10 158V157H9ZM13 158V160H15ZM36 158V159H35ZM50 160H49V159ZM54 158V159H53ZM118 160H117V159ZM145 158V159H144ZM166 158V160H164V159ZM193 158V159H192ZM197 158V159H196ZM200 158V159H199ZM25 159H28V161H26ZM30 159V160H29ZM44 161H43V160ZM110 159H112V160H110ZM135 159V160H134ZM152 159V160H151ZM161 159H163V160H161ZM179 159V160H178ZM183 159V160H182ZM187 159V160H186ZM204 159V160H203ZM12 160V159H11ZM58 160V161H57ZM116 160V161H115ZM127 160V161H126ZM133 160V161H132ZM136 160H138V161H136ZM148 160V161H147ZM202 160V161H201ZM29 161H30V163H29ZM32 161V162H31ZM110 161V162H109ZM112 161V162H111ZM119 161V162H118ZM123 161V162H122ZM165 163H164V162ZM167 161H168V163L169 164H171V165H167L168 163H167ZM180 161V162H179ZM184 161H186V162H184ZM223 161V162H222ZM35 162V163H34ZM115 162V163H114ZM131 162V163H130ZM140 162V163H139ZM145 162V163H144ZM148 162V163H147ZM162 162V163H161ZM25 163H28V165H27V167H26V165H25ZM54 163V164H53ZM111 163V164H110ZM114 163V164H113ZM128 163V164H127ZM130 163V164H129ZM164 163V164H163ZM174 163V164H173ZM178 163V164H177ZM180 163V164H179ZM18 164V165H17ZM22 164V165H21ZM29 164H31V166L29 165ZM61 164H63V163H61ZM89 164H91V166L89 165ZM105 164V165H104ZM137 164H139V165H137ZM149 164V165H148ZM162 164V165H161ZM54 165V166H53ZM85 165V166H84ZM89 165V166H88ZM107 165V166H106ZM109 165V166H108ZM126 165V166H125ZM134 165V166H133ZM165 165L166 166H172L171 168L169 167V169L170 170H168V172H167V176L165 177V175H166V170L168 169V167H165ZM175 165V166H174ZM188 165V166H187ZM223 165V166H222ZM13 166H14V168H13ZM16 166V167H15ZM21 166H23L22 168H25L26 167V171H27V176H26V174H25V172H23L22 171V168H21ZM25 166V167H24ZM45 166V167H44ZM52 166V167H51ZM110 166H112V167H110ZM128 166H130V167H128ZM165 167V169L163 168V167ZM180 166V167H179ZM18 167V168H17ZM31 167V168H30ZM37 167V168H36ZM43 167H44V171H43ZM51 167V168H50ZM92 167H95V168H97V169H93ZM135 167H137L136 168V170H135ZM157 167H158V169H157ZM178 167V168H177ZM184 167V168H183ZM222 167H224V169H222ZM83 168V169H82ZM100 168V169H99ZM127 168V169H126ZM139 168V169H138ZM180 168V169H179ZM183 168V169H182ZM29 169V170H28ZM32 169V170H31ZM40 169H42V170H40ZM48 169V170H47ZM78 169V170H77ZM82 169V170H81ZM88 169V170H87ZM109 171H108V170ZM139 170V172H138V170ZM153 170V172H152V170ZM155 169H156V171H155ZM174 169V170H173ZM175 169H176V171H175ZM186 169V170H185ZM86 170V171H85ZM91 170H92V172H91ZM125 170H127V171H125ZM147 170V171H146ZM21 172V175L20 176H17V175H19L20 174V172ZM71 171H73V172H71ZM88 171V172H87ZM97 171H98V173H97ZM103 171V172H102ZM105 171V172H104ZM131 171V172H130ZM158 171V172H157ZM177 171H179V172H177ZM182 171H184V172H182ZM16 172H17V174H16ZM38 172H40V173H38ZM79 172V173H78ZM101 172V174H99ZM141 172V173H140ZM160 172V173H159ZM163 172V174L164 175H162V177H161V173ZM175 172H176V174H175ZM216 172H218V174L216 173ZM68 173V174H67ZM73 173V174H72ZM75 173H76V175H78V176H76L75 175ZM85 173V174H84ZM126 173V174H125ZM156 173V174H155ZM219 173H220V175H219ZM15 174V175H14ZM23 174V175H22ZM24 174H25V176H24ZM37 174H39V175H37ZM70 174V175H69ZM90 174V175H89ZM95 174V175H94ZM144 174V175H143ZM179 174V175H178ZM183 174V175H182ZM199 174V175H198ZM88 175H89V177H88ZM125 175V176H124ZM134 175V176H133ZM147 175V176H146ZM175 175V176H174ZM25 177V180H23L24 178H22V181H20V177ZM34 176V177H33ZM66 176H69V177H66ZM70 176H73L74 177V179H72L73 177H70ZM80 176H82V177H80ZM101 177L100 179H99V177ZM150 176V177H149ZM159 176V177H158ZM164 176V177H163ZM172 176H173V178H175V179H173L172 178ZM183 176H185V177H183ZM197 176H198V178H197ZM30 177V178H29ZM80 177V178H79ZM96 177V178H95ZM161 177V178H160ZM181 177V178H180ZM184 179H183V178ZM202 177V178H201ZM67 178V179H66ZM69 178V179H68ZM84 178H86V179H84ZM150 178H152V179H150ZM162 178H164V180H162ZM169 178H171V180L169 179ZM177 178H179V179H177ZM191 179V181H190V179ZM193 178V179H192ZM81 179H82V181H81ZM84 179V180H83ZM95 181H94V180ZM137 179V180H136ZM148 179H150V180H148ZM155 179V180H154ZM201 179V182L199 181ZM207 179H210V180H207ZM213 179V180H212ZM8 180H10V179H8ZM65 180V181H64ZM67 180H69V182L71 181V182H73V183H69ZM86 180V181H85ZM87 180H88V182H87ZM154 180V181H153ZM174 180V181H173ZM203 180V181H202ZM14 181V182H15ZM58 181H59V183H58ZM93 181V182H92ZM147 181H148V183L150 184L149 186H148V183H147ZM157 181V182H156ZM162 181V182H161ZM167 181H168V183H167ZM178 181V182H177ZM179 181L182 183H179ZM61 182L64 184V185H62L61 184ZM79 182H80V184H79ZM81 182L83 183V184H81ZM97 182V183H96ZM154 182V183H153ZM159 182H161V183H159ZM171 182V183H170ZM189 184H188V183ZM203 182V183H202ZM10 183H11V185H10ZM77 183V185L75 186L74 184H76ZM87 183V184H86ZM91 183V184H90ZM138 183H140V184H138ZM176 183V184H175ZM25 185L24 187H23V185ZM60 184V185H59ZM70 184H72L74 187H71L72 185H70ZM94 184V185H93ZM157 184H160L159 186L157 185ZM165 184H167V185H165ZM174 184V185H173ZM7 185H10V186H8V188H7ZM81 185H86L85 187L83 186H81ZM92 185H93V187H92ZM147 185V186H146ZM173 185V186H172ZM182 185V186H181ZM0 186H2V185H0ZM37 186V187H36ZM41 186H43V187H41ZM145 186V187H144ZM166 186V187H165ZM182 188H181V187ZM56 187V188H55ZM62 187H63V189H62ZM76 187V188H75ZM78 187V188H77ZM86 187H88L87 188V192L85 191L86 190ZM161 187V188H160ZM170 187V188H169ZM203 187L205 188V189H203ZM208 187V186H207ZM263 188V190L262 189H260V188ZM6 188V190H4ZM49 188H51V189H49ZM60 188V189H59ZM75 189V190H73V189ZM157 188H158V191L159 192H162L161 193V196H163V194H165L163 197H161L160 196V193L157 191ZM160 188V189H159ZM163 188H164V190H166V189H170L169 191L168 190H166L165 192H164V190H163ZM166 188V189H165ZM173 188H177V189H175V190H173ZM179 188V189H178ZM70 189V190H69ZM78 189V190H77ZM82 189V190H81ZM91 189V190H90ZM156 189V190H155ZM147 190V191H146ZM150 190V191H149ZM152 190V191H151ZM155 190V191H154ZM173 190V191H172ZM196 190H197V192H196ZM11 191V192H10ZM38 193H37V192ZM47 191V192H46ZM53 193H52V192ZM78 191H80V192H78ZM85 191V192H84ZM92 191V192H91ZM168 191V192H167ZM192 191H193V193H192ZM2 192V193H1ZM5 192H7V194H5ZM9 192H10V194H9ZM49 192V193H48ZM57 192V193H56ZM60 192H62L61 193V195L59 194ZM70 192V193H69ZM82 192H83V195H82ZM90 192V193H89ZM107 192H108V194H107ZM110 192H112V193H110ZM147 192V193H146ZM149 192V193H148ZM154 192V193H153ZM156 192V193H155ZM157 192L159 193V196H160V198L159 199H163L162 201L161 200H159V203L158 204H156L155 206H153L152 208H153V212H152V214H150L149 212H147L148 213V215L147 214H145L144 212L145 211H142V210H146L145 208L147 207L146 206V204L148 203V199L150 200L149 201V203L151 202V199L152 200H154V198L155 197H158V195H157ZM173 192V193H172ZM178 192V193H177ZM12 193V194H11ZM14 193V194H15ZM46 193H48V195H49V197H48V195L46 194ZM72 193H73V197L71 198V196H72ZM87 193V194H86ZM146 193V194H145ZM170 195H169V194ZM172 193V194H171ZM175 193V194H174ZM190 193H191V195H190ZM194 193H196V194H194ZM201 193H202V191H200V194L198 193L197 195L198 196H200L201 195ZM3 194V195H2ZM34 194H35V196H34ZM62 194H64V195H62ZM75 194V195H74ZM149 194V195H148ZM152 194V195H151ZM154 194H155V197H152V196H154ZM166 194H168V195H166ZM192 194H193V196H192ZM203 194V193H202ZM207 195H208V192L206 193ZM254 194V195H253ZM13 195V196H12ZM40 195H41V198H40ZM42 195H45L44 197H42ZM47 195V196H46ZM59 197H58V196ZM173 195V197H171ZM12 196V197H11ZM37 196V197H36ZM62 196V197H61ZM87 196V197H86ZM88 196H89V198L90 199H88ZM205 196V195H204ZM215 196H216V193H215ZM255 196H257V198L255 197ZM259 196V197H258ZM48 197V198H47ZM80 197H82V199L80 198ZM86 197V198H85ZM110 197V198H109ZM166 197V198H165ZM175 197H179V198H175ZM181 197V198H180ZM258 200H256L255 198ZM261 197H263V198H261ZM43 198V199H42ZM69 198V199H68ZM71 198V199H70ZM77 198H79L78 200H77ZM147 198V199H146ZM151 198V199H150ZM166 200H165V199ZM169 198H171V200L168 199ZM172 198H173V200H172ZM15 199V201H13ZM75 199V200H74ZM88 199V200H87ZM174 199H175V201H174ZM181 199H182V201H181ZM194 199V200H193ZM198 199V198H197ZM199 199H201V198H199ZM249 199L251 200V202L249 201ZM256 201H255V200ZM262 199V200H261ZM41 200V201H40ZM45 200H46V202H45ZM66 200H67V202H66ZM69 200V201H68ZM71 200V201H70ZM73 200V201H72ZM80 200V201H79ZM179 200V201H178ZM248 200V201H247ZM253 200V201H252ZM14 203H13V202ZM34 201V202H33ZM39 201H40V203H39ZM57 201H59V202H57ZM83 201V202H82ZM86 201H87V203H86ZM89 201V202H88ZM106 201H108V202H106ZM144 201V202H143ZM160 201L161 202H163V203H160ZM168 201V202H167ZM171 201H172V203H171ZM187 201V203L185 204V202ZM195 201V202H194ZM261 201V202H260ZM2 202H3V204H2ZM42 202V203H41ZM43 202H45V203H43ZM54 202V203H53ZM70 202V203H69ZM72 202H74V204L72 203ZM101 202V203H100ZM143 202V203H142ZM191 202H193V204L196 206V207H198L199 205H198V203H200V206L198 207V210H197V208L194 206V205H192V207H190V208H192V209H190L188 206V204H192ZM197 202V203H196ZM254 202V203H253ZM260 202V203H259ZM39 203V204H38ZM59 204V206H58V204ZM67 203H69V204H67ZM76 203H78V204H76ZM83 203V204H82ZM103 203V204H102ZM106 203V204H105ZM148 203V204H149ZM166 203V204H165ZM170 203V204H169ZM178 205H177V204ZM183 205H182V204ZM206 203V204H205ZM254 205H253V204ZM258 203L259 204V208H257L258 207V205H256V204ZM70 204H71V208H70ZM102 204V205H101ZM142 204V205H141ZM147 204V205H148ZM161 204H163V205H161ZM165 204V205H164ZM177 206H175V205ZM260 204H262V205H260ZM43 205H46V206H43ZM83 205V206H82ZM99 205L101 206L100 208H99ZM132 205V206H131ZM157 205H158V209H157ZM172 205V206H171ZM174 205V206H173ZM215 204L214 203H212L211 204V206H214ZM244 205V206H243ZM66 206H68V207H66ZM81 206V207H80ZM91 206V207H90ZM135 206V207H134ZM166 208H164V207ZM187 206V207H186ZM208 206V205H207ZM230 206V205H229ZM44 207V208H43ZM60 207V208H59ZM65 207H66V209H65ZM78 207V208H77ZM88 207V208H87ZM183 208V209H180V208ZM184 207L186 208V210L184 209ZM218 207V206H217ZM217 207H216V210L218 211L219 210V208L217 209ZM241 207V208H240ZM244 207V209H242ZM254 207V208H253ZM256 207V208H255ZM263 207V208H262ZM76 209V211H75V209ZM131 208H132V210H131ZM144 208V209H143ZM168 208H170V209H168ZM175 208V209H174ZM187 208H189V209H187ZM36 209H37V211H36ZM43 209V210H42ZM44 209H46L45 211H44ZM60 209V210H59ZM65 209V210H64ZM69 209V211H67ZM71 209V210H70ZM83 209V210H82ZM87 209V210H86ZM134 209V210H133ZM150 209V208H149ZM242 209V210H241ZM263 209V210H262ZM51 210V211H50ZM55 210V211H54ZM74 210V211H73ZM89 210V211H88ZM141 210V211H140ZM148 210V209H147ZM189 210L191 211V213H189ZM193 210V211H192ZM227 210V211H228ZM244 210V211H243ZM35 213H34V212ZM40 211V212H39ZM58 211V212H57ZM64 211V212H63ZM131 211V212H130ZM140 212V214H138L139 212ZM150 211H151V209H150ZM157 211V212H156ZM166 213H165V212ZM167 211H168V213L169 214H167ZM262 213H261V212ZM38 212V213H37ZM46 212V213H45ZM57 212V213H56ZM61 212H63V213H61ZM69 212V213H68ZM71 212V213H70ZM75 212V214H73ZM128 212V213H127ZM155 212V213H154ZM159 212H160V214H159ZM162 212V213H161ZM219 212V211H218ZM217 212V213H218ZM47 213H48V215H47ZM53 213V214H52ZM62 215H61V214ZM155 215H154V214ZM177 213V214H176ZM187 214V216L189 217V216H192L191 218H189V219H192L195 223L193 224L192 222V220H191V222L190 223H192V224H189V221H187L186 223H184V224H187V225H182L183 227H185L184 228V230H182L181 228H182V226L180 227V229H179V227H178V224H177V222H175V220H177V217H178V220H179V216H180V218H182V220L183 219H187L186 217V214ZM204 213V214H205ZM259 213H260V215H259ZM34 214H35V216H34ZM42 214V215H41ZM60 214V215H59ZM67 214H68V216L70 215H72L70 218L69 217H66L67 216ZM130 214V215H129ZM160 215V217L159 216H157L156 217V215ZM165 214V215H164ZM172 214V215H171ZM175 214V215H174ZM178 214H179V216H178ZM204 214L202 215V219L204 220L205 218H203V216H204ZM214 214H216V212L214 213ZM223 214V213H222ZM261 214H263V215H261ZM33 215V216H32ZM55 215V216H54ZM137 215V216H136ZM145 215V216H144ZM163 215V216H162ZM167 215V216H166ZM170 215V216H169ZM181 215L183 216V217H181ZM257 217H256V216ZM19 216V217H18ZM40 216V217H39ZM63 216V218H61ZM76 216V217H75ZM83 216V217H82ZM139 216V217H138ZM148 216V218H146L145 219V217H147ZM151 216V220H149L150 217ZM172 216H173V218H172ZM177 216V217H176ZM219 216V215H218ZM218 216H216V218H218ZM227 216H229V215H227ZM34 217H35V219H34ZM48 217V218H47ZM49 217H50V219H49ZM52 217V218H51ZM56 217V218H55ZM60 217V218H59ZM82 217V218H81ZM85 217V218H84ZM142 217H144V221H142ZM155 217V218H154ZM166 217L168 218V219H166ZM170 217V218H169ZM174 217H176V218H174ZM185 217V218H184ZM196 218V221H195V218ZM211 217V215H209L208 216V218H210ZM259 217V218H258ZM1 218V217H0ZM41 218H42V221H41ZM74 218V219H73ZM136 218H139V220L138 219H136ZM157 218V219H156ZM201 218V217H200ZM200 218H198V220L200 219ZM262 218V219H261ZM34 219V220H33ZM52 219V220H51ZM80 219H83V220H80ZM133 219V221H135L134 223H133V221H131ZM141 219V220H140ZM154 219H155V221L157 220L158 221V223H156L155 221H154ZM166 220L165 222H162V224L160 223L161 221H164V220ZM171 219H173V220H171ZM27 220V221H26ZM49 220V221H48ZM57 220H59V221H57ZM65 220V221H64ZM72 220V221H71ZM129 220V221H128ZM145 220H148V222L147 221H145ZM168 220H169V223H168ZM201 220V219H200ZM228 220V219H227ZM228 220V221H229ZM260 220H262V221H260ZM24 221V222H23ZM45 221V222H44ZM65 223H64V222ZM68 221V222H67ZM73 221L75 222V223H73ZM78 221H79V223H78ZM141 221V222H144V225H142L143 223H139V222ZM149 221H151V222H149ZM180 221H181V219H180ZM179 221V222H180ZM218 221V222H217ZM250 221H252V222H250ZM257 221L258 222H260L259 223V225H262L261 227H259V225H258V223H257ZM26 222V223H25ZM35 222H37V224L35 223ZM42 222V223H41ZM57 222H58V224H57ZM81 222V223H80ZM128 224H127V223ZM155 222V223H154ZM170 222L173 224H170ZM178 222V223H179ZM250 222V223H249ZM23 225H22V224ZM29 223V224H28ZM34 223V224H33ZM62 225H61V224ZM132 223V224H131ZM150 223V224H149ZM166 223H168V225H166ZM175 223H176V225H175ZM231 223V224H230ZM248 223V224H247ZM62 226H60V225ZM72 224V225H71ZM133 224H135L134 226H133ZM136 224H137V226H136ZM138 224H140V227H138L139 225ZM153 225L154 226V228H156V229H159V230H156V229H154L153 227H152V229H151V226H147V225ZM155 224V225H154ZM157 224H158V227H156L157 226ZM244 224V225H243ZM28 225V226H27ZM33 225H35V226H33ZM59 225V226H58ZM64 225V226H63ZM131 225V226H130ZM142 225V226H141ZM146 225V226H145ZM166 225V226H165ZM193 225H195V226H193ZM247 225V226H246ZM30 226V227H29ZM48 226V227H47ZM70 226V227H69ZM77 226V227H76ZM118 226V227H117ZM132 226L133 227H135V228H138V229H135V233L134 232H132L131 233V230H134L133 228H132ZM162 226V227H161ZM164 226H165V228H164ZM170 226H171V228H173L174 229V227H175V231L176 232H178L179 231V233H175V231L173 232V233H175V234H172V233H170ZM174 226V227H173ZM244 226H245V228H244ZM29 227V228H28ZM67 227H69V229L67 228ZM107 227V228H106ZM115 227V228H114ZM127 227V228H126ZM130 227H131V229H130ZM142 227L144 228V229H142ZM162 229H161V228ZM167 227V228H166ZM176 227L179 229L178 231H177V229H176ZM189 227V228H190ZM14 228H16L15 230H14ZM20 228V229H19ZM23 228V229H22ZM31 228V229H30ZM63 228V229H62ZM65 228V229H64ZM73 228V229H72ZM76 228V229H75ZM124 228V229H123ZM129 228V229H128ZM146 228H149V230L151 229V230H154V231H151L150 230V232H152L151 234H150V232L148 233V229H146ZM33 229H34V231H33ZM60 229V230H59ZM67 229H68V231H67ZM127 229V230H126ZM140 229H142V230H140ZM146 229V230H145ZM167 229L169 230L168 232H169V234H170V236L171 235H173V237H174V240H173V238H172V243H171V245L170 246H167V245H169V244H167V245H165L163 248L161 247V249H159L160 247H159V245H161L162 246V244L164 245V244H166L164 241H166L167 242V238L168 237H166V239H165V236H168L167 235V233L166 234H164V232H167ZM172 229V230H173ZM12 230H13V232H12ZM38 230V231H37ZM59 230V231H58ZM64 230V231H63ZM123 230V231H122ZM130 230V231H129ZM148 230V231H147ZM180 230H182V232L180 231ZM190 230V231H191ZM211 230V231H210ZM31 231H32V233H34V235L31 233ZM63 231V232H62ZM126 231H128L127 233H126ZM136 231L138 232V233H136ZM147 231V232H146ZM163 231V232H162ZM184 231V232H183ZM217 233H219V231H220V233L219 234H221L222 232L224 233L225 232V235L223 234V236H222V234L220 235V236H218L219 234L217 233V234H215V232ZM227 231H231L230 233H228ZM39 232V233H38ZM70 232V233H69ZM74 232V233H73ZM77 232V233H76ZM100 232L102 233V234H100ZM111 232V233H110ZM117 232V233H116ZM159 234H158V233ZM180 232L181 233H183V234H185V239H184V235L182 234H180ZM196 232H197V234H196ZM8 233V232H7ZM67 233H69V234H67ZM133 233H134V236H135V234L137 235V238L135 237L134 238V236H133ZM214 235H213V234ZM11 234V235H10ZM42 234V235H41ZM61 234V235H60ZM113 234V235H112ZM128 234V235H127ZM132 234V236H133V238L131 237V240H134V241H131V243H130V235ZM162 234H164V237H162L163 235ZM177 234H178V236H179V234H180V236L178 237L177 236ZM212 234V235H211ZM230 234V235H229ZM16 235V236H15ZM21 235V236H20ZM23 235L25 236V237H23ZM32 235V236H31ZM39 235V236H38ZM44 235V236H43ZM103 235V236H102ZM109 235V236H108ZM110 235H112L111 237H110ZM126 235H127V237H126ZM141 235H144V237L143 236H141ZM194 235H196V236H194ZM228 235V236H227ZM10 236V238H12V239H8V237ZM18 236V237H17ZM20 236V237H19ZM28 236V237H27ZM42 236V237H41ZM129 236V237H128ZM155 236V237H154ZM169 236V237H170ZM175 236H176V238H175ZM224 236H225V238H224ZM227 236V237H226ZM22 237V238H21ZM38 237H40V238H38ZM71 237V238H70ZM140 237V238H139ZM141 237H143V238H141ZM146 237H147V239H146ZM181 237L183 238V239H181ZM193 237V238H192ZM195 237H196V239L199 241H193V240H196L195 239ZM18 240H17V239ZM28 238V239H27ZM104 238V239H103ZM115 238V239H114ZM119 238V239H118ZM154 238V239H153ZM156 238V239H155ZM161 238V240L163 241V243L162 242H160V239ZM163 238V239H162ZM179 238V239H178ZM46 239V240H45ZM50 239V240H49ZM66 239V240H65ZM112 239V240H111ZM127 241L128 239V241L126 242L125 240ZM145 239H146V241H145ZM149 239V240H148ZM165 239V240H164ZM191 239H193L192 240V242H194V243H190V241H191ZM253 239H256L257 240V242L259 243L260 241H262V242H260L259 243V245H258V243H256V240H255V242L253 241ZM5 240V241H4ZM29 240H31V241H29ZM49 241V243L51 242H53L52 244L53 245H51L50 247H52V248H54L55 250H56V252H55V250H53L52 248H49V245H47L48 244V242H46V241ZM88 240H89V242H88ZM92 240V241H91ZM109 240V241H108ZM120 240H121V243H120ZM138 240V241H137ZM141 240V241H140ZM155 240V241H154ZM230 240V242H228ZM7 241V242H6ZM8 241H9V243L10 244H8ZM15 242V244H14V242ZM41 241V242H40ZM103 241V242H102ZM204 241H205V243H204ZM237 243H236V242ZM238 241L239 242H241V243H238ZM11 242H13V243H11ZM22 244H21V243ZM25 242V243H24ZM96 242V243H95ZM99 242V243H98ZM120 244H119V243ZM127 244H126V243ZM142 242V243H141ZM148 242V243H147ZM197 242V243H196ZM245 242V243H244ZM254 242V243H253ZM36 243H38V244H36ZM65 243V244H64ZM88 243V244H87ZM104 243L106 244V245H104ZM126 245H125V244ZM129 243V244H128ZM139 243H141V244H139ZM143 243H145V244H143ZM159 243H161V244H159ZM175 243V242H174ZM244 243V244H243ZM35 244V245H34ZM55 244V245H54ZM118 244V245H117ZM132 244H134V245H132ZM150 244V245H149ZM153 244H155V245H153ZM157 244H158V246H157ZM183 244V245H182ZM7 245V246H6ZM105 247H104V246ZM124 245V246H123ZM128 245H131V246H128ZM135 245H136V247H135ZM144 246V248H143V246ZM185 245V246H184ZM218 245H220V246H222V247H219V248H221V249H219L218 248ZM242 245H243V247L244 248H242ZM247 245V246H246ZM255 245V246H254ZM13 246H14V248H13ZM16 246H20V247H16ZM54 246V247H53ZM94 246H96V249L95 248H93ZM98 246V247H97ZM107 246V247H106ZM119 248H118V247ZM146 246V247H145ZM155 246V248H153ZM253 246V247H252ZM4 247H5V249H4ZM110 247V248H109ZM122 247H124V248H122ZM139 247V248H138ZM186 249H185V248ZM209 247V248H208ZM217 247V248H216ZM238 247H241V248H238ZM259 247V248H258ZM3 248V249H2ZM99 248V249H98ZM109 248V249H108ZM113 248V249H112ZM143 248V249H142ZM169 248H168V250L166 251V252H169ZM207 248H208V251H210V249H212L211 250V252H216L217 250H219V252H220V250H221V252L220 253H213V256L216 254V256H214V259H213V256H210V255H212V254H210L211 252H207ZM216 248V249H215ZM235 248V249H234ZM19 249V250H18ZM50 249V250H49ZM52 249V250H51ZM85 249V250H84ZM100 249H102V250H100ZM111 249V250H110ZM117 249V250H116ZM137 249H138V251H137ZM142 249V250H141ZM157 249V250H156ZM167 249V248H166ZM227 249V250H226ZM233 249V250H232ZM239 249V250H238ZM240 249H241V251H240ZM5 250V251H4ZM59 250V252H57ZM83 250V251H82ZM87 250V251H86ZM92 250V251H91ZM97 250V251H96ZM100 250V251H99ZM110 250V251H109ZM113 250H114V252H113ZM116 250V251H115ZM146 250L148 251V252H146ZM151 250V251H150ZM179 250V251H178ZM3 251V252H2ZM49 251V253H47ZM54 251V252H53ZM62 251V252H61ZM66 251H68V252H66ZM91 251V252H90ZM102 251V252H101ZM157 251V252H156ZM204 251H206V255H208L209 254V257H210V259L212 260V261H209V257L207 256L206 257V255H205V253H204ZM223 251V252H222ZM53 252V253H52ZM94 252V253H93ZM113 252V253H112ZM116 252V253H115ZM120 252V253H119ZM125 252H128V253H125ZM129 252L131 253V255H129ZM136 252H138L137 253V255H134V254H136ZM144 252V253H143ZM145 252H146V254H145ZM204 253V255L203 254H200V253ZM225 252H226V254H229L230 253V255L231 256H233V254H234V256L236 257L237 256V258L236 259H233V257L232 258H230V256H228V260L227 259H225ZM233 252V253H232ZM23 253V254H22ZM58 253V254H57ZM59 253H60V255H59ZM63 253H64V255H63ZM68 253V254H67ZM108 253H109V255H108ZM117 253H119V254H117ZM150 253V254H149ZM165 253V252H164ZM189 253V254H190ZM208 253V254H207ZM224 253V254H223ZM232 253V254H231ZM56 254L57 255H59L58 257H56ZM83 254V255H82ZM86 254V255H85ZM88 254H90V255H88ZM99 254V255H98ZM113 254V255H112ZM127 254H128V256H127ZM133 254V255H132ZM167 254V253H166ZM175 254V255H176ZM181 254V255H180ZM186 254V255H185ZM188 254V255H189ZM199 254L201 255V256H199ZM218 254H219V256H218ZM222 254V255H221ZM253 255L252 256H254V255H256V253H252ZM54 255V256H53ZM63 255V256H62ZM85 255V256H84ZM87 255H88V257H87ZM143 255V256H142ZM190 255V256H191ZM221 255V256H220ZM64 256H65V258H64ZM74 257V258H72V257ZM84 256V257H83ZM97 256V257H96ZM99 256V257H98ZM108 256H110V258L108 257ZM114 256H117V257H114ZM120 256V257H119ZM150 256V257H149ZM176 256V259L177 258H179V257H177ZM204 256V257H203ZM241 256H242V254H241ZM85 257H87L86 258V260H85ZM119 257V259H117ZM212 257V258H211ZM215 257H217V259H215ZM82 258V259H81ZM109 258V259H108ZM136 258V259H135ZM166 258V259H165ZM165 258H164V256L162 257V259H160V260H162L163 261V259L164 260H167L168 258H169V260L171 261V262H173V260L175 259L174 257H173V255H172V259L169 257V256H165ZM174 258V259H173ZM206 258V259H205ZM207 258H208V260H207ZM2 259H4V260H2ZM77 259V260H76ZM79 259V260H78ZM90 259V260H89ZM120 259L122 260L123 259V261H120ZM129 259V260H128ZM133 259V260H132ZM134 259H135V261H134ZM138 259V260H137ZM142 261H141V260ZM150 259V260H149ZM175 259V260H176ZM190 259H192V260H190ZM206 261H205V260ZM219 259V260H218ZM230 259H231V261H230ZM66 260V261H65ZM71 260V261H70ZM89 260V261H88ZM147 260H149V261H147ZM174 260V261H175ZM179 260V259H178ZM177 260V261H178ZM204 260V261H203ZM85 261V262H84ZM87 261V262H86ZM107 261V262H106ZM119 261V262H118ZM132 261V262H131ZM145 261V262H144ZM177 261H175V263L174 264H176V263H179V262H177ZM192 261H193V263H192ZM203 261V262H202ZM261 261V260H260ZM259 261V263L258 262H256V264H264V260H262L261 262ZM84 262V263H83ZM130 262V263H129ZM164 262V261H163ZM162 262V263H163ZM166 262V261H165ZM164 262V264H167V263H170V262H168L167 261V263H165ZM185 262V264H187ZM162 263H160V264H162ZM179 263V264H180ZM251 264H253V262L251 263ZM254 264H255V262H254Z\"/></svg>",
    "mask_w": 264,
    "mask_h": 264
},
{
    "label": "bare ground",
    "instance_id": "obj_2",
    "mask_svg": "<svg viewBox=\"0 0 264 264\" xmlns=\"http://www.w3.org/2000/svg\"><path fill=\"white\" fill-rule=\"evenodd\" d=\"M37 1V3L39 2L40 3V1H38V0H0V185H2V186H0L1 188L3 187V185H4V182L6 183V182H12L13 181V183H12V186H10L11 185V183H10V185H7V188H8V186H10V188H8L9 190L11 189V191H13L14 192V190H16L15 192H17L18 191V193H19V190H17L16 188L18 187V185H19V182L18 181H15V180H12L11 178H8V177H12V178H14L13 176H11V175H13V172L15 171V168H14V166H13V170H11L12 169V164L13 165H16L14 162H12V161H18L17 159H15L14 157V159L15 160H13V158H12V155L13 156H17V157H19L18 155H14L15 153L17 154V153H19V148H18V145L21 143V141L23 140V138H22V140H21V136H23L24 135V133L25 132H27V130H28V127L26 126L28 123L30 124V122H32V120H33V118H32V116H34V114L35 115H37V110H38V113H41V109H39L38 108V103H39V101H40V98L42 97V93L44 92L45 93V91L44 90H46V92L48 91V89L51 87H46L47 86V84L48 85H50V81H49V83H48V79L46 78V77H49L50 76V73L47 71V73H49L48 75H46L47 73L45 72L44 73V75H43V72L44 71H46V64L47 63H45L44 64V70H42L43 69V63H44V60L46 59V58H48L49 59V61H50V66H49V64H48V66H49V71H51L52 72V74H54V73H56L55 75L57 76V74H58V71L61 69V71H62V68H64V72L62 71V73H64V74H62V76L64 77L65 76V79H66V81L68 82V80L69 79H67L66 78V74L68 73L69 75H70V71H72L73 73H76L77 71H79L78 70V67L80 66V65H82V66H80V72H78V74L79 73H81V72H86V71H88V70H86L85 71V69H88L89 67H90V62H89V60H87V58L88 57H93L94 56V54L97 52L95 49H94V51H93V53L94 54H92L93 56H91V53H92V51H86V52H89L90 53V56H89V53H88V56H83V57H85L83 60H82V62L84 61V60H87L88 62H86L85 61V63H81V64H77V66L78 67H76V65H75V63L74 64H72V66H70V65H68V60H62V59H64L65 58V56L68 54V53H72L71 55H73L74 57H76V56H79L80 55V53H82L83 52V50H86L85 48H87L88 49V47H87V44H88V46H89V44L90 43H88V41H90V38H91V35L92 36H94V34L93 33H95V29H92L94 32H92L91 31V27H84L85 28V30H84V33L83 32H81V33H83L84 35L83 36H85V37H83V36H80L79 37V34H78V36H76L77 35V32H78V29H77V32L75 33V35H74V32H75V30H76V28L77 27H80L81 26V22H82V18H83V16H81V10H85V8H86V6H84L85 4H86V2H87V0H76L77 2L75 3V5L74 6H72L71 5V2H72V0H55L53 3H51V6L50 7H48L47 9H45V13H43V9H44V7L42 8V6H39V4H35L34 6L35 7H33V5L32 4H34V2H36ZM132 1H134V0H132ZM182 1V2H181ZM222 1V0H221ZM245 1V0H244ZM51 2V1H50ZM171 2H173L174 3V7L173 6H171ZM199 2V1H198ZM223 2H224V0H223ZM229 1H227V3H228ZM236 2V1H235ZM64 3L66 4V7H65V5H64ZM113 3V2H112ZM173 3H172V5H173ZM177 3H179V4H177ZM196 3V0H176V2L175 1H172V0H136V1H134V3H132V4H129V6L127 7L128 9H127V11L123 14V16H119L118 17V23H120L119 24V27L121 28V30H120V33H119V39H118V41L116 42L117 43V47H116V54H115V60H114V62L112 63V67L111 68H113V66H114V68L115 69H112V70H115V82L116 83H114V86H115V89H116V85H117V83H119V82H121V81H119V79L121 78V77H123V75L126 73V47H127V45L129 44V43H132V42H134L135 41V39H136V37H134L135 36V33L137 32V30H138V28H139V22H140V20H144L143 18H146V17H148L149 16V14H151L150 13V9H153V8H155L156 10H157V13H156V16L158 15V17H157V19L155 20V21H157V25H160L161 24V28H158V26L156 27V28H158V32H160V33H158V32H156L157 34H159L160 35V37H164V36H169V34L171 33V31H173V30H171V28L172 27H174V26H176V25H174L173 26V22H174V20L176 21V17H178V16H180V18L182 17L183 18V15H185V13L189 10V8L190 7H192V5H194ZM234 3V2H233ZM232 3V4H233ZM243 3V2H242ZM241 3V4H242ZM41 4V3H40ZM109 4H110V1H109V3H108V5L106 6V9H105V11H104V19H105V22L108 24L109 22H107L108 20L111 22V20H110V13H109V9H110V7H109ZM117 4V3H116ZM116 4H115V6H116ZM38 5V6H37ZM63 5V6H62ZM244 5H245V3H244ZM70 6V7H69ZM88 6V5H87ZM209 6H210V4H209ZM194 7V6H193ZM208 7V6H207ZM215 7V6H214ZM225 7V6H224ZM237 7V6H236ZM121 8H124V7H121ZM169 8V9H168ZM172 8H173V10H172ZM195 8V7H194ZM206 8V7H205ZM101 9V8H100ZM103 9V8H102ZM208 9H209V7H208ZM213 9V8H212ZM225 9V8H224ZM223 9V10H224ZM226 9H227V7H226ZM232 9V8H231ZM94 10V9H93ZM123 10V9H122ZM198 10V9H197ZM217 10V9H216ZM245 10V9H244ZM243 10V11H244ZM86 11V10H85ZM152 11V10H151ZM210 11V10H209ZM230 11V10H229ZM232 11V10H231ZM76 12V13H75ZM95 12V11H94ZM102 11L100 10V13H101ZM203 12V11H202ZM228 12V11H227ZM226 12V13H227ZM258 12V11H257ZM103 13V12H102ZM101 13V14H102ZM225 13V14H226ZM229 13V12H228ZM232 13V12H231ZM238 13V12H237ZM42 14V15H41ZM74 14V15H73ZM209 14V13H208ZM217 14V13H216ZM246 14V13H245ZM256 14V13H255ZM103 15V14H102ZM101 15V16H102ZM230 15V14H229ZM237 15V14H236ZM244 15V14H243ZM40 16H42V17H40ZM225 16V15H224ZM238 16V15H237ZM256 16V15H255ZM112 17V16H111ZM189 17V16H188ZM192 17V16H191ZM195 17V16H194ZM211 17V16H210ZM209 17V18H210ZM229 17V16H228ZM231 17V16H230ZM236 17V16H235ZM153 18V17H152ZM156 18V17H155ZM179 18V17H178ZM177 18V19H178ZM205 18H206V16H205ZM217 18V17H216ZM34 19V21H37L38 19L40 20L41 19V22L39 23L38 21L36 22L37 24L35 25L34 23H33V25H34V29L31 31L30 30V28L31 27H33V26H31V20H33ZM97 19H99V17L97 18ZM104 19H103V21L102 22H104ZM147 19V18H146ZM145 19V20H146ZM200 19V18H199ZM198 19V20H199ZM101 18L99 19V25L100 26H103V24L102 23H100L101 21ZM114 20V19H113ZM149 20V19H148ZM147 20V22H150V20L148 21ZM159 20H161V23H160V21ZM188 20V19H187ZM198 20H196L197 22H198ZM207 20V19H206ZM230 20V19H229ZM234 20H236L235 18H234ZM255 20V19H254ZM263 20V19H262ZM192 21V20H191ZM104 22V23H105ZM112 22H114V21H112ZM116 22V21H115ZM179 22V21H178ZM193 22V21H192ZM195 22V21H194ZM203 22V21H202ZM240 22V21H239ZM263 22V21H262ZM174 23H177V22H174ZM207 23V22H206ZM208 23H210L209 21H208ZM220 23V22H219ZM253 23V22H252ZM257 23V22H256ZM260 23V22H259ZM83 25L82 26H86L87 25V23H82ZM84 24H86V25H84ZM102 24V25H101ZM112 24H114V23H112ZM178 24V23H177ZM188 24H190V22L188 23ZM80 25V26H79ZM109 25V24H108ZM214 25H216V24H214ZM219 25V24H218ZM262 25H264V22H263V24ZM92 26V28L93 27H95V26H93V25H91ZM99 26V27H100ZM193 26V25H192ZM203 26V25H202ZM230 26V25H229ZM235 26V25H234ZM249 26V25H248ZM258 26V25H257ZM259 26H260V24H259ZM258 26V27H259ZM30 27V28H29ZM104 27H105V25L103 26V31L104 30H106L107 29V25H106V29H104ZM200 27V26H199ZM205 27V26H204ZM203 27V28H204ZM236 27V26H235ZM250 27H252V26H250ZM249 27V28H250ZM254 27V26H253ZM263 27V30H261V32H260V35L261 36H263L264 37V26H262ZM96 28V27H95ZM140 28H141V26H140ZM198 28V27H197ZM246 28V27H245ZM256 28V27H255ZM32 29V28H31ZM161 29V30H160ZM173 29V28H172ZM209 29H211V28H209L208 27V29L207 30H209ZM217 29V28H216ZM219 29H221V28H219ZM233 29V28H232ZM242 29V28H241ZM257 29V28H256ZM262 29V28H261ZM96 30H99V28L97 27L96 28ZM153 30H154V27H153ZM188 30V29H187ZM231 30V29H230ZM255 30V29H254ZM81 31V30H80ZM100 31H101V29H100ZM100 31H98V32H100ZM205 31V30H204ZM211 30H209V32H210ZM219 31H221V30H219ZM224 31H226V29L224 30ZM228 31H229V29H228ZM242 31V30H241ZM246 31V33H247V30H245ZM258 31V30H257ZM92 32V34H90ZM106 32V31H105ZM108 32V31H107ZM106 32V33H107ZM198 32H199V30H198ZM207 32L208 31H206V34H207ZM217 34L218 33H220V32H217V31H215ZM232 32V31H231ZM231 32H229V33H231ZM233 32H234V30H233ZM232 32V33H233ZM259 32V31H258ZM104 33V32H103ZM183 33H184V31H183ZM182 33V34H183ZM204 33V35H205V37H206V34H205V32H203ZM228 32L226 33V34H229ZM249 33V32H248ZM96 34V33H95ZM181 34V33H180ZM224 34V33H223ZM82 35V34H81ZM97 36L98 35H100V34H96ZM95 35V36H96ZM106 35V34H105ZM158 35V36H159ZM186 35V34H185ZM222 35V34H221ZM225 35V34H224ZM231 36H232V34H230ZM239 35V34H238ZM246 35V34H245ZM250 35V34H249ZM251 35H254V34H251ZM259 35V34H258ZM259 35V36H260ZM76 36V40H74L73 38ZM102 36V35H101ZM101 36H99V38L98 39H100V40H102V41H105L104 40V38L102 39V37ZM156 36V35H155ZM200 36H202V35H200ZM242 36V35H241ZM198 37H199V35H198ZM218 37V36H217ZM257 37V36H256ZM262 37V38H263ZM80 38H83L82 39V41H81V39ZM93 38V37H92ZM157 39H159L158 37H156ZM181 38V37H180ZM200 38H203V37H200ZM214 37H212V39H213ZM216 38V37H215ZM221 38V37H220ZM231 38V37H230ZM244 38V37H243ZM252 38H254V37H252ZM261 38V37H260ZM94 39V38H93ZM147 39V38H146ZM154 39V38H153ZM161 39V38H160ZM167 39V38H166ZM165 39V40H166ZM212 39H211V41H212ZM228 39V38H227ZM239 39V38H238ZM249 39H250V37H249ZM72 40H74V41H72ZM163 40V42H164V39H162ZM162 40H160V41H162ZM175 40H176V38H175ZM178 40V39H177ZM184 40H186V39H184ZM218 40V39H217ZM223 40H224V38H223ZM244 40V39H243ZM260 40V39H259ZM258 40V41H259ZM97 41V40H96ZM99 41V40H98ZM102 41H101V43L100 44H104V45H106L104 42L102 43ZM153 41V40H152ZM151 41V42H152ZM157 41V40H156ZM167 41V40H166ZM187 41V40H186ZM198 41V40H197ZM210 41V40H209ZM215 41V40H214ZM213 41V42H214ZM229 41V40H228ZM227 41V42H228ZM238 41V40H237ZM257 41V40H256ZM257 41V42H258ZM263 41V40H262ZM159 42V41H158ZM182 42H184V41H182ZM196 42V41H195ZM231 42H233V40L231 41ZM98 43V42H97ZM98 43V44H99ZM115 43V44H116ZM162 43V42H161ZM176 43V42H175ZM174 43V44H175ZM190 43V42H189ZM212 43V42H211ZM218 43H219V41H218ZM229 43V42H228ZM227 43V44H228ZM247 43H249V42H247ZM247 43H246V45H247ZM259 43V42H258ZM80 44H81V46H80ZM93 44V43H92ZM114 44V45H115ZM158 44H160V42L158 43ZM157 44V45H158ZM164 44V43H163ZM180 44V43H179ZM183 44V43H182ZM196 44V43H195ZM198 44H200V43H198ZM209 44V43H208ZM226 44V45H227ZM253 44V43H252ZM260 44V43H259ZM262 44V43H261ZM260 44V45H261ZM113 45V46H114ZM187 45V44H186ZM210 45V44H209ZM215 45H217V44H215ZM215 45H213V46H215ZM224 45H225V43H224ZM232 45H233V43H232ZM234 45H235V43H234ZM234 45H233V47H234ZM80 46V47H79ZM112 46V45H111ZM192 46V45H191ZM236 46V45H235ZM257 46H259V45H257ZM90 47V46H89ZM180 47V46H179ZM207 47V46H206ZM240 47V46H239ZM76 48V49H75ZM91 48V47H90ZM89 48V49H90ZM94 48V47H93ZM103 48V47H102ZM110 48V47H109ZM112 48V47H111ZM173 48V47H172ZM205 48V47H204ZM215 48V47H214ZM235 48V47H234ZM260 48V47H259ZM79 49H81V51L79 50ZM197 49V48H196ZM209 49V48H208ZM217 49V48H216ZM215 49V50H216ZM222 49V48H221ZM237 49V48H236ZM248 49V48H247ZM246 49V50H247ZM255 49V48H254ZM91 50H93V49H91ZM97 50H99V51H101L99 48H97ZM112 50H115V47H114V49L112 48ZM130 50V49H129ZM204 50V49H203ZM206 50H207V48H206ZM212 50V49H211ZM240 50V49H239ZM243 50V49H242ZM257 50H258V47H257ZM257 50H255L256 51V53H257ZM262 50V49H261ZM78 51H80V53H78ZM99 51L97 52V53H99ZM177 51V50H176ZM180 51V50H179ZM188 51V50H187ZM202 51V50H201ZM201 51H200V54H201ZM219 51V50H218ZM228 51V50H227ZM250 51H254V50H250ZM183 52V51H182ZM224 52V51H223ZM247 52H248V50H247ZM260 52V51H259ZM258 52V53H259ZM96 53V54H97ZM101 53V52H100ZM99 53V54H100ZM102 53H104V50H103V52ZM110 53V52H109ZM129 53V52H128ZM173 53V52H172ZM189 53V52H188ZM206 53V52H205ZM204 53V54H205ZM225 53V52H224ZM87 54V53H86ZM95 54V56H97ZM180 54V53H179ZM216 54V53H215ZM221 54H223V53H221ZM250 54V53H249ZM82 55H84V54H82ZM101 55V54H100ZM100 55L99 56H97L96 58H99L100 57ZM193 54H191V56H192ZM219 55H220V52H219ZM224 55V54H223ZM225 55H226V53H225ZM251 55V54H250ZM253 55H255V54H253ZM257 55V54H256ZM69 56H70V54H69ZM105 56V55H104ZM168 56V55H167ZM182 56V55H181ZM218 56V55H217ZM227 56V55H226ZM231 56V55H230ZM108 57V56H107ZM109 57H110V55H109ZM166 57V56H165ZM201 57V56H200ZM203 57H204V55H203ZM206 57V56H205ZM216 57V56H215ZM219 57V56H218ZM248 57H249V55H248ZM95 58V59H96ZM136 58V57H135ZM135 58H133V59H135ZM182 58V57H181ZM189 58V57H188ZM193 58V57H192ZM199 58V57H198ZM220 58V57H219ZM229 58V57H228ZM227 58V59H228ZM236 58V57H235ZM254 58V57H253ZM252 58V59H253ZM255 58L256 59H254L253 61H252V59H251V61H250V63L252 64V65H254V68H256L255 67V65L257 66V67H259L258 65H260V64H263L264 63V50H263V52L261 53V55H260V57L258 58V57H256L255 56ZM65 59H67V58H65ZM75 59V58H74ZM81 57H80V61H81ZM92 59H94V58H92ZM109 59V58H108ZM111 59V58H110ZM132 59V58H131ZM137 59V58H136ZM211 59V58H210ZM216 59H218V58H216ZM224 59V58H223ZM226 59V60H227ZM72 60V59H71ZM99 60V59H98ZM98 60H96V61H98ZM105 60V59H104ZM165 60V59H164ZM199 60V59H198ZM225 60V59H224ZM223 60V61H224ZM239 60H240V58H239ZM238 60V61H239ZM244 60V59H243ZM62 61H63V63H62ZM77 61H79L78 59H77ZM79 61V62H80ZM94 60H92V62H93ZM107 61V60H106ZM134 61V60H133ZM143 61H144V59H143ZM170 61H172L171 59L169 60V61H167V62H170ZM228 61H229V59H228ZM232 61V60H231ZM237 61V62H238ZM242 61V60H241ZM46 62V61H45ZM47 62H48V60H47ZM67 62V63H66ZM71 62H74V61H71ZM141 62V61H140ZM163 62V61H162ZM212 62H214V61H212ZM236 62V61H235ZM243 62V61H242ZM64 63H66V64H64ZM86 63H88V64H86ZM94 63H95V61H94ZM94 63H92V65L91 66H93V65H97L98 63L96 62V64H94ZM180 63V62H179ZM184 63V62H183ZM211 63V62H210ZM209 63V64H210ZM223 63V62H222ZM225 63V62H224ZM228 63V62H227ZM68 65V68L67 69H70L67 73H66V67L64 66V65ZM84 64H86V66H89L88 68L86 67V68H84L83 69V65ZM100 64V63H99ZM99 64H98V66H99ZM108 64V63H107ZM128 64V63H127ZM133 64V63H132ZM135 64V63H134ZM149 64V63H148ZM171 64H173L172 62H171ZM185 64H187V63H185ZM212 64V63H211ZM226 64V63H225ZM242 64V63H241ZM250 64V65H251ZM73 65L75 66L74 67V70H73ZM146 65V64H145ZM179 65V64H178ZM218 65H220V63L218 64ZM231 65H232V63H231ZM240 65V64H239ZM264 65V64H263ZM61 66H63L62 68H61ZM70 66V67H69ZM141 66H142V64H141ZM144 66V65H143ZM150 66V65H149ZM188 66V65H187ZM190 66V65H189ZM249 66V65H248ZM261 66V65H260ZM81 67H82V69L84 70V71H82V69H81ZM84 67H85V65H84ZM104 67V66H103ZM107 67V66H106ZM105 67V68H106ZM129 67V66H128ZM174 67V66H173ZM205 67V66H204ZM209 67V66H208ZM217 67V66H216ZM240 67H241V65H240ZM253 67V66H252ZM251 67V68H252ZM262 67V66H261ZM260 67V68H261ZM264 67V66H263ZM91 68V67H90ZM95 67H93L92 69H94ZM96 68H97V66H96ZM96 68H95V70H96ZM141 68V67H140ZM165 68H166V66H165ZM187 68V67H186ZM210 68V67H209ZM213 69H214V67H212ZM223 68V67H222ZM221 68V69H222ZM225 68H226V66H225ZM248 68V67H247ZM76 69H77V71H76ZM145 69V68H144ZM216 69V68H215ZM224 69V68H223ZM230 69H231V67H230ZM235 69H237V71H238V68H235ZM234 69V70H235ZM95 70H92L91 72H94ZM107 70V69H106ZM171 70H173V69H171ZM187 70V69H186ZM206 70V69H205ZM209 70V69H208ZM210 70H212V69H210ZM232 70V69H231ZM244 70H245V68H244ZM250 70V69H249ZM61 71L59 72V74L61 73ZM90 71V70H89ZM88 71V72H89ZM102 71V70H101ZM162 71V70H161ZM165 71V70H164ZM163 71V72H164ZM228 71V70H227ZM236 71V70H235ZM72 72H71V74H72ZM98 72V71H97ZM160 71H158V73H159ZM162 72V73H163ZM207 72V71H206ZM247 72V71H246ZM109 73H110V71H109ZM112 73V72H111ZM113 73H114V71H113ZM145 73V72H144ZM174 73V72H173ZM203 73V72H202ZM223 73H224V71H223ZM222 73V74H223ZM51 74V75H52ZM58 74V75H59ZM67 74V77L69 78L70 76H72V75H68ZM93 74V73H92ZM96 74V73H95ZM95 74H93V75H95ZM128 74V73H127ZM205 73H203V75H204ZM208 74V73H207ZM229 74V73H228ZM234 74H235V72H234ZM239 74V73H238ZM241 74H244V72L243 73H241ZM46 75V76H45ZM92 75V76H93ZM158 75V74H157ZM160 75V74H159ZM168 75V74H167ZM202 75V74H201ZM203 75H202V77H203ZM206 75V74H205ZM227 75V74H226ZM246 75V74H245ZM262 75V74H261ZM55 76V77H56ZM82 75L81 74H79V77H81ZM86 76V75H85ZM89 76H91V75H89ZM96 76V75H95ZM95 76H93V78H89L90 80H92V79H94L95 78ZM162 76V75H161ZM180 76V75H179ZM247 76H248V74H247ZM250 76V75H249ZM44 77H45V79H47V80H45L44 79ZM54 77V78H55ZM59 77V76H58ZM72 77H74V75L72 76ZM97 77V76H96ZM141 77V76H140ZM163 77H164V75H163ZM163 77H160V78H163ZM171 77H172V75H171ZM198 77V76H197ZM204 77H206V76H204ZM212 77V76H211ZM225 77V76H224ZM51 78V76L49 77V79ZM53 78V79H54ZM77 78V75L75 76V78H74V83L76 84V86L74 85V83H73V85H74V87H76L77 89H79L80 87H78V85H80L81 86V82L83 83H85V81L84 80H86V79H84V77H83V81L80 79V83L77 85V83H78V79H76ZM82 78V77H81ZM109 78V77H108ZM165 78L166 77H164V80H165ZM182 78V77H181ZM200 78V77H199ZM237 78V77H236ZM243 78V77H242ZM246 78V77H245ZM42 79H43V81L45 80V83L42 81ZM56 79V78H55ZM61 81H65V79L64 78H62L61 77ZM73 78H71V80H72ZM114 78L112 77V80H113ZM159 79V78H158ZM167 79V78H166ZM170 79V78H169ZM178 79V78H177ZM193 79V78H192ZM198 79V78H197ZM201 79H203V78H201ZM226 79V78H225ZM234 79V78H233ZM254 79V78H253ZM260 79H261V77H260ZM172 80V79H171ZM191 80V79H190ZM200 80V79H199ZM51 81H52V79H51ZM54 81H59L58 79L57 80H54ZM60 81V82H61ZM63 81V82H64ZM65 81V82H66ZM70 81V80H69ZM73 81V80H72ZM93 81H95V79L93 80ZM93 81H91V83L93 82ZM103 81V80H102ZM114 81V80H113ZM113 81H111V83L113 82ZM119 81V82H118ZM129 81V80H128ZM163 81V80H162ZM219 81V80H218ZM246 81V80H245ZM248 81V80H247ZM256 81H257V79H256ZM46 84V86L45 85H43L44 86V88H46V89H44L43 88V86L41 87L40 86V83L41 84ZM47 82V83H46ZM62 82V85L64 84V86H65V91H63V87H61V89H62V91H63V93H62V91H60L61 93V95H63V94H66V92H67V94L69 95L70 94V92H71V90H73L74 91V93H76V91H75V89L73 88V86H71V84H69V83H71V82H69L67 85L65 84V83H63ZM66 82V83H67ZM77 82V83H76ZM97 82H98V80H97ZM161 82V81H160ZM159 82V83H160ZM164 82V81H163ZM168 82V81H167ZM166 82V83H167ZM197 82V81H196ZM201 82V81H200ZM222 82H223V79H222ZM225 82V81H224ZM223 82V83H224ZM232 82V81H231ZM235 82V81H234ZM56 83V82H55ZM84 83L82 84V85H84ZM90 83V82H89ZM110 83V82H109ZM123 83V82H122ZM151 83V82H150ZM153 83H155V82H153ZM162 83V82H161ZM160 83V85H162ZM169 83H171V81L169 82ZM176 83V82H175ZM204 83H206V82H204ZM209 83H210V81H209ZM222 83V84H223ZM229 83V82H228ZM262 83V82H261ZM51 84H53V82L51 83ZM58 84V83H57ZM57 84H56V86H57ZM87 84V83H86ZM96 84V83H95ZM98 84H100V83H98ZM116 84V85H115ZM168 84V83H167ZM186 84H187V82H186ZM186 84H185V86H186ZM195 83H193V85H194ZM199 84V83H198ZM250 84V83H249ZM88 85V84H87ZM93 85V84H92ZM97 85V84H96ZM112 86H113V83L111 84ZM118 85H120V84H118ZM166 85V84H165ZM178 85V84H177ZM187 85H189V84H187ZM214 85V84H213ZM221 85V84H220ZM224 85H226V84H224ZM263 85V84H262ZM93 86H95V85H93ZM91 87L92 89L94 88V87ZM121 86H123V85H121ZM140 86V85H139ZM151 86H154V85H151ZM156 86V85H155ZM158 86V85H157ZM163 86V85H162ZM179 86V85H178ZM196 86H198L197 84H196ZM200 86V85H199ZM201 86H202V83H201ZM227 86L230 88V86L227 84ZM221 87V88H219V89H221L222 90V92L224 91V88H228V87ZM232 86V85H231ZM82 87V86H81ZM88 87V86H87ZM97 87V86H96ZM189 87V86H188ZM194 87V86H193ZM211 87V86H210ZM216 87H217V83H216ZM242 87V86H241ZM58 88V87H57ZM73 88V89H72ZM98 88V87H97ZM99 88H100V85H99ZM99 88L97 89V90H99ZM118 88V87H117ZM119 88H121V87H119ZM153 88V87H152ZM157 88V87H156ZM190 88V87H189ZM192 88V87H191ZM44 89V90H43ZM87 89V88H86ZM114 89V88H113ZM127 89V88H126ZM137 89V88H136ZM150 89V88H149ZM160 88H158V89H156V90H159ZM181 89H182V87H181ZM210 89V88H209ZM216 89V88H215ZM50 90H52V89H50ZM84 90V89H83ZM108 90V89H107ZM110 90H112V88L110 89ZM119 90V89H118ZM121 90V89H120ZM151 90V89H150ZM153 90H154V88H153ZM161 90V89H160ZM218 90V89H217ZM221 90H219L220 92H221ZM228 90V93L230 92L229 90L230 89H227ZM257 90H259V88L257 87V86H255V87H251L249 90H247V89H245V90H243L241 93H239V94H235V97H234V95H233V97L234 98H237L238 100H240V101H242V99L244 98L245 99V97H247V99L249 98V100L250 99H252V96L253 95H255V96H257L255 93L257 92ZM43 91V92H42ZM80 91L82 92V99H83V93H85V91H82L81 89H80ZM87 91H88V89H87ZM95 91H96V89H95ZM181 91V90H180ZM208 91V90H207ZM216 91V90H215ZM219 91H218V93H219ZM49 92V91H48ZM51 92V91H50ZM65 92V93H64ZM78 92V94H80L79 93V90L77 91ZM90 92H91V90H90ZM94 91H92V93H93ZM97 92V91H96ZM95 92V93H96ZM108 92V91H107ZM121 92V91H120ZM156 92V91H155ZM189 92V91H188ZM210 92V91H209ZM217 92V91H216ZM221 92V93H222ZM225 92H227L226 90H225ZM239 92V91H238ZM92 93H90V95L93 97L94 95H95V93H94V95L92 94ZM111 93H113V92H111ZM136 93V92H135ZM145 93H147L146 91H145ZM164 93V92H163ZM218 93H217V95H218ZM228 93H226L227 95H229ZM46 95L48 94V93H45ZM67 94H66V96H67ZM96 94H98V93H96ZM108 94V93H107ZM121 94H122V92H121ZM126 94V93H125ZM156 94H159V93H156ZM178 94V93H177ZM213 94V93H212ZM216 94V93H215ZM53 95V94H52ZM55 95V94H54ZM60 95V96H61ZM77 95V94H76ZM86 95V94H85ZM89 95V94H88ZM89 95V96H90ZM105 95V94H104ZM120 95V94H119ZM160 95V94H159ZM206 95V94H205ZM211 95V94H210ZM230 95H231V93H230ZM259 95V94H258ZM49 96V95H48ZM58 96V95H57ZM65 96V95H64ZM79 96H81V95H79ZM96 96V95H95ZM161 96V95H160ZM186 96H188V95H186ZM201 96V95H200ZM213 96H214V94H213ZM46 97V96H45ZM59 97V96H58ZM63 97V96H62ZM68 97V96H67ZM129 97V96H128ZM169 97V96H168ZM203 97H205V96H203ZM211 97V96H210ZM218 99H217V101H215V102H213V100L211 101V103L212 104H210V105H207V107H205V108H203V109H201L200 110V108H198L199 110H197V111H192L191 110V112H187V113H185L184 115H182V116H184V118L183 119H185L186 117L187 118H191V119H194V121L196 120V125H195V122L192 124L193 125V127L195 128L194 129V131H191V132H194L193 133V135L192 134H190L191 136H192V142L194 143H196V140L198 139H200L199 141L201 142V143H206L207 144V142H209V140L207 141V138L209 139V135H210V132H208L209 133V135H207V133L205 134V132H207V129H209V127H210V125L212 124V122H213V120H215V118L216 117H219L218 116V112H219V108H220V106L221 105H223V103H224V105L222 106V108L224 107H226L225 106V103L227 104L228 102L226 101H224L225 99L224 98H226V95H223V94H219L218 96ZM231 97V96H230ZM57 98V97H56ZM65 99H68V98H73L71 95H70V97H68V98H66V97H64ZM63 98V99H64ZM74 98H75V96H74ZM81 98V97H80ZM84 98H86V97H84ZM90 98V97H89ZM104 98V97H103ZM107 98H108V95H107ZM106 98V99H107ZM199 98V97H198ZM209 98V97H208ZM213 98V97H212ZM214 98H215V96H214ZM261 99L260 100H258L256 103H254L255 105H253V106H251V107H253V108H251V110L248 112V114H245V115H247L246 116V122L245 121H243L244 122V124H245V128H244V130H242L241 132H237V134H236V139L237 140H234V142L235 143H231V145H230V143L229 142H227V141H230L229 139H228V137L226 136V138L228 139L225 143L227 144V145H225V146H228L227 147V150H225L226 152H224L225 154H224V158H223V160H225V168L226 169H224V167H222V169H224V170H222V172H220V173H222L221 174V176L219 177V178H215V177H217L215 174H214V181H215V183H212L211 182V184H210V182H207L206 183V179H204L203 178V180H205L204 182V184H202L203 186L206 184L207 186H205V188L206 189H208L207 191L205 190V192L207 193L208 192V195L206 194V193H204V191L202 190V188L197 192V190H196V192H197V194L199 193L200 194V191H202V193H201V195L200 196H198L196 193H194V194H196V195H194L195 196V200H197V202H200V201H198V200H202V198H203V201H202V204L204 205V200L207 198L208 200H209V202L207 201V200H205V201H207L206 203H208V204H206V208H208L209 207V209H213V214H209V213H207V209H206V213H205V211H201L202 209H199L198 210V207L200 206V203H198V207H196L194 204H193V202H191L192 204L190 205V204H188L189 206V208L190 207H192V205H194L196 208H197V210L199 211V215H197L198 214V212L196 211V212H194L193 210V214L191 213V211L189 210V213H191V215H193V216H197V221H196V216L194 217L195 218V221L197 222V223H195L192 219H189V218H191L192 216H187V214H186V218L187 219H183L182 220V218H180V216H179V214H178V216H179V220H178V217H177V220H175V222H177V224H178V227H179V229H180V227L182 226V225H187V224H184V223H186L187 221H189V224H197V226L198 227H192V229H194V230H191V227L190 226H192V225H187L188 226V228L186 229V230H184V228L186 227H183L182 226V230H184L185 231V233H186V231L189 229V231H187L188 233V236H187V238L189 237V235H191L192 236V234H195V230L198 232V234H199V237H198V235H197V238H198V240L200 239L201 240V237L203 238L204 237V234H205V238H203L205 241L207 240V234L209 235L212 231V228H213V226H217V225H219V224H223V220L225 221V218H227L228 220L229 219H231L232 218V216H233V214H232V216H231V214L230 213H228L229 212V210L228 209H230L231 208V210H230V212L232 211V212H237L236 210H232V208L233 209H237L238 208V204L237 203H239V200L245 195V197H243L244 199L249 195V190H251L252 188H255V187H257V185L259 184V183H261V181H263L262 183H264V98H262V97H260ZM62 98H60V100H61ZM64 99V100H65ZM87 99V100H86ZM85 100L86 101H88V97L86 98ZM92 99V98H91ZM105 99V100H106ZM109 99H111V98H109ZM117 99V98H116ZM164 99H165V97H164ZM170 99V98H169ZM172 99V98H171ZM201 99H203V98H201ZM44 100V99H43ZM45 100H47V99H45ZM59 100V101H60ZM69 100V99H68ZM71 100H73V99H70V101ZM135 100H136V98H135ZM166 100V99H165ZM168 100V99H167ZM237 100V101H238ZM42 101V100H41ZM40 101V102H41ZM57 101V100H56ZM62 101V100H61ZM61 101L59 102V103H61ZM77 101V100H76ZM164 101V100H163ZM189 101V100H188ZM197 101V100H196ZM195 101V102H196ZM230 101H231V103L234 101H232V99H230ZM229 101V102H230ZM245 101V100H244ZM247 101V100H246ZM251 101V100H250ZM73 102H74V104H73ZM81 102V101H80ZM102 102V101H101ZM116 102V101H115ZM123 102V101H122ZM170 102V101H169ZM168 102V103H169ZM235 102V101H234ZM70 103V102H69ZM80 104V105H78V104ZM77 103H75V100H73L72 101V103L71 104H73L72 106H74V108H72V109H76L74 112H73V115L71 114L72 112H69L70 114L69 115H72V116H74V114L76 113L77 115H78V118L76 117V119H78V122H75L74 121V123H77V125L76 126H78V127H82L81 129L83 130V132H84V130L86 131V127H84V126H86L87 125V122H89L88 121V116H89V114L88 113H86V112H89V111H86V105H84V104H81V103H79L78 101H77ZM84 103V102H83ZM85 103H87V102H85ZM162 103V102H161ZM164 103V102H163ZM162 103V104H163ZM171 103V102H170ZM174 103V102H173ZM172 103V104H173ZM206 103V102H205ZM238 103H240L239 101H238ZM244 102L242 101V104H243ZM250 103V102H249ZM53 104H55V103H53ZM58 104V103H57ZM56 104V105H57ZM63 104V103H62ZM62 104H58V105H62ZM66 104V101H64V105ZM71 104H69L70 106H68L69 108H70V111H72V109H71ZM89 104V102L87 103V105ZM119 104V103H118ZM149 104V103H148ZM194 104V103H193ZM230 104V103H229ZM228 104V106H230V110L232 109V107H231V105L233 106V104H231V105H229ZM241 103H240V105H242ZM245 104V103H244ZM243 104V105H244ZM35 105H38L37 107H35ZM41 106H43L44 104H40ZM58 105L57 106H55L57 109H61V106L58 108ZM68 105V104H67ZM67 105L66 106H63V107H67ZM95 105V104H94ZM104 105V104H103ZM132 105V104H131ZM135 105V104H134ZM147 105V104H146ZM153 105V104H152ZM158 105V104H157ZM166 105H167V103H166ZM178 105V104H177ZM184 105H185V103H184ZM235 105V104H234ZM238 105V106H237ZM236 105V107L238 108L240 105L239 104H237ZM242 105V106H243ZM248 106L249 107V105L246 103L245 104V106ZM41 106H39L40 108H42L43 109V107H41ZM76 106H77V108H76ZM79 106V107H78ZM126 106V105H125ZM159 106V105H158ZM157 106V107H158ZM162 106V105H161ZM174 106V105H173ZM199 106V105H198ZM202 106V105H201ZM241 106V107H242ZM245 106H244V109H245ZM47 107V106H46ZM46 107H45V109H46ZM105 107H107V106H105ZM112 107L114 108V105H112ZM111 107V108H112ZM124 107V106H123ZM130 107V106H129ZM139 107V106H138ZM148 107H149V105H148ZM153 107V106H152ZM152 107H151V109H152ZM164 107V106H163ZM167 108H168V106H166ZM186 107V106H185ZM196 107V106H195ZM234 107V106H233ZM241 107H240V110L242 111L243 109H241ZM36 108H38V109H36ZM51 108V107H50ZM68 108V109H69ZM89 108H90V106H89ZM126 108V107H125ZM128 108V107H127ZM172 108V107H171ZM48 109V108H47ZM46 109V110H47ZM57 109H55V110H57ZM63 109V108H62ZM67 108H65V110H66ZM124 108H122V110H123ZM129 109V108H128ZM136 109V108H135ZM138 109V108H137ZM153 109H154V107H153ZM247 109V108H246ZM248 109H250V108H248ZM39 110H40V112H39ZM103 110V109H102ZM104 110H105V108H104ZM126 110V109H125ZM156 110V109H155ZM155 110H152V111H155ZM159 110V109H158ZM168 110V109H167ZM188 110V109H187ZM228 110V109H227ZM236 110H239V108L238 109H236ZM239 110V111H240ZM58 111V110H57ZM62 111V110H61ZM61 111H59V113L61 112ZM106 111V110H105ZM139 111V110H138ZM43 112H45V110L43 111ZM159 112V111H158ZM157 112V113H158ZM163 112V111H162ZM169 112V111H168ZM172 112V111H171ZM221 112V111H220ZM227 112V111H226ZM225 112V113H226ZM228 112H229V110H228ZM234 113V111H232L231 110V113L230 114H233ZM236 112V111H235ZM238 112V111H237ZM47 113V114H46ZM46 113H44V115L46 114V116L47 115H49L48 114V112H46ZM66 113V112H65ZM64 113V114H65ZM67 113H68V110H67ZM66 113V114H67ZM107 113V112H106ZM118 113V112H117ZM124 113V112H123ZM139 113V112H138ZM145 113V112H144ZM198 113V117H197V115H196V117H197V119H195L196 117H195V114H197ZM225 113H223L224 115H223V117L225 118V117H227V116H225ZM238 113H240V112H238ZM242 113H244V112H242ZM41 114H43V113H41ZM75 114V115H76ZM88 114V115H87ZM92 114V113H91ZM116 114V111H115V109H114V111H113V109H112V114H111V116H112V118H111V120H109L110 121V123H112V119H113V116ZM192 114H194V116L192 115ZM229 114V115H230ZM237 114V113H236ZM39 115V114H38ZM34 116L35 117V119H38V118H36V117H39V116ZM76 115V116H77ZM117 115V114H116ZM129 115H131V114H129ZM128 115V116H129ZM150 115V114H149ZM168 115V114H167ZM173 115V114H172ZM219 115H221V114H219ZM227 115V114H226ZM238 115V114H237ZM59 116H61L60 114H59ZM87 116V117H86ZM92 116V115H91ZM109 116V115H108ZM120 116V115H119ZM161 116V115H160ZM165 116V115H164ZM174 116H176V115H173V117ZM192 116V117H191ZM231 116V115H230ZM230 116H228L229 118H230ZM233 116V115H232ZM236 116V115H235ZM239 116H241V115H239ZM243 116H244V114H243ZM64 117H65V115H64ZM63 116H62V118H64ZM75 117V116H74ZM74 117H73V120H74ZM177 117V116H176ZM221 117V116H220ZM228 117H227V119H228ZM31 118H32V120H31ZM53 118H57V119H59V117H57L56 115L53 117ZM66 118H68V114H67V117ZM69 118H71L70 116H69ZM91 118V117H90ZM115 118H117V117H115ZM133 119H134V117H132ZM155 118V117H154ZM175 118V117H174ZM181 118V117H180ZM237 118V117H236ZM40 119H43V118H40ZM93 119V118H92ZM153 119V118H152ZM176 119V118H175ZM182 119V118H181ZM60 120V119H59ZM65 121V119H62V120H60V121H58V122H61V121ZM68 120V119H67ZM73 120H72V122H73ZM114 120V119H113ZM126 120H127V118H126ZM156 120V119H155ZM165 120V119H164ZM172 120V119H171ZM174 120V119H173ZM230 120V119H229ZM231 120H234L233 118L231 119ZM230 120V121H231ZM243 120V119H242ZM50 121V120H49ZM51 121H53V120H51ZM63 121V122H64ZM70 121H71V119H70ZM70 121H69V123L68 124H71L70 123ZM93 121V120H92ZM91 121V122H92ZM108 121V122H109ZM119 121V120H118ZM151 121V120H150ZM167 121H168V119H167ZM185 121V120H184ZM183 121V122H184ZM187 121V123H185V125L186 124H188V123H190V121L191 120H186ZM219 121V120H218ZM224 121V120H223ZM33 122H35L34 120H33ZM36 122H37V120H36ZM35 122V123H36ZM41 122H42V120H41ZM40 122V123H41ZM44 122V121H43ZM54 122V121H53ZM107 122V123H108ZM115 122V121H114ZM124 122H126V121H124ZM123 122V123H124ZM127 122H128V120H127ZM153 123H155L154 122V120L152 121ZM170 122V121H169ZM178 122V121H177ZM177 122H176V125H177ZM192 122V121H191ZM214 122H216V121H214ZM228 122V121H227ZM237 122V121H236ZM51 123V122H50ZM65 123H67L66 121H65ZM64 123V124H65ZM105 123V122H104ZM158 123V122H157ZM160 123H162V122H160ZM168 123V122H167ZM171 123V125L173 126L172 128H173V130H175L174 129V121H171L170 122ZM170 123H169V126H170ZM29 124H28V126H29ZM39 124V123H38ZM52 124V123H51ZM213 124H215L213 127L214 128H216L217 130H218V128H220V126H217V127H215L216 126V123H213ZM220 124V123H219ZM31 125H33V123H31ZM30 125V126H31ZM40 125V124H39ZM46 125V124H45ZM53 125V124H52ZM107 125V124H106ZM105 125V126H106ZM110 125V124H109ZM114 125V124H113ZM143 125V124H142ZM158 125V124H157ZM190 125V124H189ZM228 125V124H227ZM226 125V126H227ZM30 126H29V128H30ZM38 126V125H37ZM36 125H35V127H37ZM47 126V125H46ZM57 126V125H56ZM56 126H55V129L53 130V131H60L62 128H60V125H58V130L56 129ZM118 126V125H117ZM116 126V127H117ZM165 126V125H164ZM164 126L161 128H155V130L153 131V135H154V133H159L160 131H161V129H164ZM167 127H168V125H166ZM165 126V127H166ZM180 126V125H179ZM235 126V125H234ZM240 126V125H239ZM244 126V125H243ZM33 127V126H32ZM34 127V128H35ZM50 127V126H49ZM53 128H54V125L52 126ZM62 127V126H61ZM64 127H66V124L64 125ZM64 127H63V129H64ZM71 127V125L70 126H68V128H70ZM75 127V126H74ZM73 127V128H74ZM99 127V126H98ZM115 127V128H116ZM119 127V126H118ZM118 127H117V129H118ZM123 127V126H122ZM138 127V126H137ZM175 127H177V126H175ZM212 127V126H211ZM211 128V129H213V130H215L214 128ZM230 128L232 127V126H229ZM240 127H242V124H241V126ZM27 129L26 131H24L23 132V130L24 129ZM39 131L41 130V126H39ZM51 128V127H50ZM52 128V129H53ZM60 128V129H59ZM72 128V127H71ZM72 128V129H73ZM76 128V127H75ZM74 128V129H75ZM99 128H101V127H99ZM98 128V129H99ZM103 128H104V126H103ZM102 128V129H103ZM107 128H108V126H107ZM134 128V127H133ZM138 128H140V127H138ZM171 128V129H172ZM184 128H187V126H184ZM183 128V129H184ZM223 128H224V126H223ZM30 129H33V128H30ZM38 129V128H37ZM44 129H46V127L44 128ZM62 129V130H63ZM78 129V128H77ZM91 129V128H90ZM106 128H104V130H105ZM114 129V128H113ZM117 129H116V131H117ZM144 129H146V128H144ZM176 129H179L178 127L176 128ZM191 129V128H190ZM237 129H238V126H237ZM236 129V130H237ZM239 129H241V128H239ZM34 130V129H33ZM80 130V129H79ZM139 130V129H138ZM167 130V129H166ZM180 130V129H179ZM185 130V129H184ZM189 130V129H188ZM188 130H187V132H188ZM212 130V131H213ZM37 131V130H36ZM51 131V130H50ZM89 132H90V130H88ZM88 131H86V134H87V132ZM91 131H92V129H91ZM132 131V130H131ZM164 131H165V129H164ZM183 131V130H182ZM222 131H224V130H222ZM230 131V130H229ZM232 131V130H231ZM238 131V130H237ZM22 132H23V134H22ZM56 132V133H57ZM63 132V131H62ZM62 132L60 131L59 133H57L58 135L60 134V136H58L57 135V137H61V141H58V143L57 142H55V143H57V145L59 144V142H61V143H63L64 142V145L65 146H70V145H73V143H75L76 141H78L79 142V139H80V137H78V136H76V135H68L67 134V136H66V132L64 133V135L66 136H64V135H62ZM71 132V131H70ZM82 132V131H81ZM175 131H173V133H174ZM180 132V131H179ZM179 132H178V130L176 131V133L177 134H179ZM220 132H221V130H220ZM30 133H31V131H30ZM34 134H35V132H33ZM40 133H42V132H40ZM46 133H48V132H46ZM52 133H54V132H52ZM56 133H54L55 134V136L53 135V137L55 138V140H56ZM67 133H69V132H67ZM85 133V132H84ZM161 133V132H160ZM175 133V134H176ZM182 133V132H181ZM212 133V132H211ZM213 133H215L214 131H213ZM217 133H218V131H217ZM226 133H228V131L226 132ZM230 133V132H229ZM69 134H71V133H69ZM86 134H84V135H86ZM89 134V133H88ZM91 134H93V133H91ZM100 134V133H99ZM98 134V135H99ZM101 134H102V132H101ZM187 134H189V133H187ZM231 134V133H230ZM27 135H29V134H27ZM26 135V136H27ZM37 135V134H36ZM42 134H40L39 136H41ZM49 135V134H48ZM47 135V136H48ZM78 135H79V133H78ZM104 135V134H103ZM102 135V136H103ZM126 135H128V134H126ZM125 135V136H126ZM167 135V134H166ZM182 135V134H181ZM189 135V136H190ZM219 135H220V133H219ZM229 135V134H228ZM30 136V135H29ZM39 136H37V137H39ZM45 136V135H44ZM51 136H52V134H51ZM50 136V137H51ZM156 136V135H155ZM175 135H173V137H174ZM177 136V135H176ZM221 136V135H220ZM32 137H35V136H32ZM31 137V138H32ZM42 137V136H41ZM49 137V138H50ZM105 137V136H104ZM157 138H158V136H156ZM169 137V136H168ZM171 138V140L172 139H174V138ZM184 138H182L183 139V141H185L184 139H187V137L186 136H183ZM186 137V138H185ZM231 137V136H230ZM45 138V137H44ZM49 138H47L46 140H47V142H48V139ZM96 138H98V137H96ZM128 139H126L125 141H123L122 143H120V144H118V145H115L114 147H115V149H112V148H114V147H111V146H109V147H107V149L105 148V149H103L102 147H105L103 144H101V146L99 147V146H97V147H95L97 144V142L95 143L96 145H94L93 143V147L91 146V148L92 149H90L89 147H88V149L89 150H84V151H80V152H67L69 155L68 156H64L63 157V155H62V158H64V159H62V161L60 162L59 161V165H57L56 167H54L53 169H51L50 171L48 170V172L47 173H45V174H43V175H40L39 177H36V178H34L32 181H30V182H26L25 181V183L27 184L26 186L25 185H23V187L25 186V188H23L22 189V193H19L18 195H17V198H18V200H16V202L18 203V204H23V203H29V201L31 200V197H32V191H33V189H34V187H35V185H38L39 184V186L40 185H43L44 187H46L45 185H50V187L52 188V186L51 185H53L54 183H55V181L56 180H58L60 177H62L66 172H70V170H74L75 171V169L76 168H78L79 166H81L82 164H85V163H91V164H93V166H97V167H99L100 165H102V163H101V161L102 160H104L105 161V159L109 156V155H111V154H114L115 152H116V150L118 149V148H121V146H123V145H125L126 143L128 144V143H133L134 141H136L137 142V140L138 139H140L141 138V134L140 135H135V136H132V135H130V136H128L127 137ZM180 138H181V136H180ZM210 138H212V136H210ZM225 138V139H226ZM41 139V138H40ZM93 139V138H92ZM103 139H105V138H103ZM221 138H219V140H220ZM223 139V138H222ZM51 142H54V139H49ZM57 140H58V138H57ZM64 140V141H63ZM83 140H84V138H83ZM88 140V139H87ZM91 140V139H90ZM96 139L94 138V141H95ZM109 140V139H108ZM141 140V139H140ZM188 140V139H187ZM197 140V141H198ZM213 140H216L214 137H213ZM212 140V141H213ZM218 140V139H217ZM218 140V141H219ZM29 141V140H28ZM91 141H93V140H91ZM96 141H98V140H96ZM104 141V140H103ZM111 141V140H110ZM109 141V142H110ZM158 141V140H157ZM165 140H163V142H164ZM174 140H172V142H173ZM177 140L175 139V142H176ZM212 141H210L211 143H212ZM225 141V140H224ZM38 142V141H37ZM41 141H39V143H40ZM47 142H45V143H47ZM51 142H49V144H51ZM87 142V141H86ZM89 142V141H88ZM108 142V141H107ZM108 142V143H109ZM140 142V141H139ZM162 142V143H163ZM167 142H169V139H168V141ZM174 142V143H175ZM180 142H182V141H180ZM180 142L178 143V147H179V144H180ZM188 142H190V141H188ZM188 142H186V143H188ZM210 142H209V144H210ZM216 142V141H215ZM34 143V142H33ZM38 143V144H39ZM44 143V142H43ZM44 143V145H46V147L48 146V144H45ZM55 143H52L51 145H53V144H55ZM60 143V144H61ZM142 143V142H141ZM192 143V144H193ZM2 144V145H1ZM22 144H24V143H22ZM28 144V143H27ZM36 144V143H35ZM37 144V145H38ZM42 144V143H41ZM75 144H77V142L75 143ZM83 144H84V141H83ZM107 144V143H106ZM155 144V143H154ZM157 144V143H156ZM161 144V143H160ZM173 144V143H172ZM191 144V143H190ZM197 144V143H196ZM204 144L205 145V147L206 146H208L209 147V145L207 144ZM21 145V144H20ZM20 145H19V147H20ZM51 145L49 146L50 147V149H51ZM88 145V144H87ZM98 145H100V141H99V144ZM152 145V144H151ZM203 144H201V146H202ZM213 145H214V143H213ZM26 146V145H25ZM29 146V145H28ZM30 146H32L31 144H30ZM55 146H56V144H55ZM60 146H63V145H60ZM190 146H193V145H190ZM189 146V147H190ZM199 146V145H198ZM33 147H34V145H33ZM41 147V146H40ZM49 147H48V151H49ZM85 147H87V146H85ZM188 147V148H189ZM197 147V146H196ZM204 147V146H203ZM202 147V148H203ZM208 147H206L205 149H207ZM16 148H18L17 149V151L15 152V149ZM63 148V147H62ZM102 148V150H99V151H97L98 149H101ZM136 148V147H135ZM151 148V147H150ZM159 148V147H158ZM162 148V147H161ZM165 148V147H164ZM169 148H171V147H169ZM168 148V149H169ZM180 148L181 147H179V150H180ZM183 148V147H182ZM192 148V147H191ZM191 148H190V150H191ZM200 148V147H199ZM211 148V147H210ZM210 148H208L209 150H210ZM226 148V147H225ZM24 149V148H23ZM26 149V148H25ZM27 149H29V148H27ZM40 149V148H39ZM58 149V148H57ZM141 149V148H140ZM201 149V148H200ZM207 149V150H208ZM214 149V148H213ZM29 150H31V148L29 149ZM33 150V149H32ZM36 150V149H35ZM52 150V149H51ZM64 150V149H63ZM70 150H71V148H70ZM73 150V149H72ZM135 150V149H134ZM161 150V149H160ZM172 150H173V148L171 149V152H172ZM183 150V149H182ZM203 150V149H202ZM207 150H204V151H207ZM27 151V150H26ZM38 151V150H37ZM115 151V152H114ZM118 151V150H117ZM127 151V150H126ZM136 151V150H135ZM144 151H147V150H144ZM163 151H164V149L162 150V153H163ZM175 151H177V150H175ZM12 152H14V154H12L11 156H10V154L12 153ZM22 152H24V151H22ZM30 152V151H29ZM41 152V151H40ZM42 152H44V151H42ZM52 152H53V150H52ZM114 152V153H113ZM141 152V151H140ZM170 152V153H171ZM174 152V151H173ZM179 152V151H178ZM177 152V153H178ZM180 152H181V150H180ZM187 152V151H186ZM185 152V153H186ZM63 153V152H62ZM118 153V152H117ZM124 153V152H123ZM133 153H135V152H133ZM133 153H131V154H133ZM158 153H160V152H158ZM170 153H169V155H170ZM176 153V152H175ZM201 153V152H200ZM207 153V152H206ZM205 153V154H206ZM29 154V153H28ZM33 154V153H32ZM37 154H39V153H37ZM48 154V153H47ZM46 154V155H47ZM66 154V153H65ZM119 154V153H118ZM117 154V155H118ZM161 154V153H160ZM159 154V155H160ZM180 154H184V150H183V152L182 153H179L178 155H180ZM187 154H189V151H188V153ZM202 154V153H201ZM24 155V154H23ZM26 155V154H25ZM24 155V156H25ZM49 155V154H48ZM120 155V154H119ZM124 155H125V153H124ZM127 155V154H126ZM135 155H137V154H135ZM159 155H158V157H159ZM168 155V156H169ZM200 155V154H199ZM202 155H204V154H202ZM30 156V155H29ZM29 156H27L28 158H29ZM45 156V155H44ZM112 156V155H111ZM121 156V155H120ZM145 156V155H144ZM168 156H166V158L168 157ZM182 156V155H181ZM187 156V155H186ZM10 157V158H9ZM32 157V156H31ZM46 157V156H45ZM117 157V156H116ZM147 157V156H146ZM150 157V156H149ZM165 157V156H164ZM176 157H178V156H176ZM180 157V156H179ZM194 157H197V155L196 156H194ZM199 157V156H198ZM197 157V158H198ZM206 157V159L208 158L207 156H205ZM37 158V157H36ZM35 158V159H36ZM39 158V157H38ZM109 158V157H108ZM107 158V159H108ZM118 158V157H117ZM116 158V159H117ZM125 158H127V157H125ZM153 158V157H152ZM166 158L164 159V160H166ZM173 158V157H172ZM174 158H175V156H174ZM181 158V157H180ZM196 158V159H197ZM12 159V160H11ZM49 159V158H48ZM51 159V158H50ZM49 159V160H50ZM54 159V158H53ZM132 159H133V157H132ZM145 159V158H144ZM163 159H161V160H163ZM171 159V158H170ZM170 159L168 160V158H167V160L168 161H170ZM193 159V158H192ZM200 159V158H199ZM26 161H28V159H25ZM30 160V159H29ZM43 160V159H42ZM110 160H112V159H110ZM118 160V159H117ZM135 160V159H134ZM152 160V159H151ZM174 160V159H173ZM172 160V161H173ZM179 160V159H178ZM183 160V159H182ZM187 160V159H186ZM204 160V159H203ZM44 161V160H43ZM58 161V160H57ZM116 161V160H115ZM127 161V160H126ZM133 161V160H132ZM136 161H138V160H136ZM148 161V160H147ZM168 161H167V163H168ZM172 161H170V162H172ZM202 161V160H201ZM32 162V161H31ZM103 162V161H102ZM110 162V161H109ZM112 162V161H111ZM119 162V161H118ZM123 162V161H122ZM164 162V161H163ZM166 162V161H165ZM164 162V163H165ZM169 162V163H170ZM180 162V161H179ZM184 162H186V161H184ZM223 162V161H222ZM29 163H30V161H29ZM35 163V162H34ZM61 163H63V164H61ZM99 163H101L100 165H99ZM105 163H106V161H105ZM115 163V162H114ZM113 163V164H114ZM131 163V162H130ZM129 163V164H130ZM140 163V162H139ZM145 163V162H144ZM148 163V162H147ZM162 163V162H161ZM163 163V164H164ZM167 164V165H171V164ZM54 164V163H53ZM91 164H89L90 166H91ZM106 164H108V163H106ZM111 164V163H110ZM128 164V163H127ZM174 164V163H173ZM178 164V163H177ZM180 164V163H179ZM18 165V164H17ZM22 165V164H21ZM25 165H26V167H27V165H28V163H25ZM30 166H31V164H29ZM88 165V166H89ZM105 165V164H104ZM137 165H139V164H137ZM149 165V164H148ZM162 165V164H161ZM54 166V165H53ZM85 166V165H84ZM107 166V165H106ZM109 166V165H108ZM126 166V165H125ZM134 166V165H133ZM175 166V165H174ZM188 166V165H187ZM223 166V165H222ZM16 167V166H15ZM23 166H21V168H22ZM25 167V166H24ZM26 167L25 168H22V171L23 172H25V174H26V176H27V171H26ZM29 167V166H28ZM27 167V168H28ZM45 167V166H44ZM44 167H43V171H44ZM52 167V166H51ZM50 167V168H51ZM95 167H92L94 170L95 169H97V168H95ZM102 166H100V168H101ZM110 167H112V166H110ZM128 167H130V166H128ZM163 167V166H162ZM165 167H168V169L166 170V175H165V177L167 176V172H168V170H170L169 169V167L170 166H166L165 165ZM165 167H163L164 169H165ZM172 167V166H171ZM170 167V168H171ZM180 167V166H179ZM18 168V167H17ZM31 168V167H30ZM37 168V167H36ZM99 168V169H100ZM113 168V167H112ZM136 168L137 167H135V170H136ZM178 168V167H177ZM184 168V167H183ZM182 168V169H183ZM83 169V168H82ZM81 169V170H82ZM102 169V168H101ZM127 169V168H126ZM139 169V168H138ZM137 169V170H138ZM157 169H158V167H157ZM180 169V168H179ZM29 170V169H28ZM32 170V169H31ZM40 170H42V169H40ZM78 170V169H77ZM88 170V169H87ZM108 170V169H107ZM152 170V169H151ZM174 170V169H173ZM186 170V169H185ZM11 171H13L12 172V174H10L11 173ZM86 171V170H85ZM109 171V170H108ZM125 171H127V170H125ZM147 171V170H146ZM155 171H156V169H155ZM175 171H176V169H175ZM20 172V171H19ZM68 172V173H69ZM71 172H73V171H71ZM76 172V171H75ZM88 172V171H87ZM91 172H92V170H91ZM103 172V171H102ZM105 172V171H104ZM131 172V171H130ZM138 172H139V170H138ZM152 172H153V170H152ZM158 172V171H157ZM177 172H179V171H177ZM182 172H184V171H182ZM15 173V172H14ZM38 173H40V172H38ZM67 173V174H68ZM79 173V172H78ZM97 173H98V171H97ZM141 173V172H140ZM160 173V172H159ZM217 174H218V172H216ZM220 173H219V175H220ZM16 174H17V172H16ZM25 174H24V176H25ZM73 174V173H72ZM85 174V173H84ZM99 174H101V172L99 173ZM126 174V173H125ZM156 174V173H155ZM175 174H176V172H175ZM15 175V174H14ZM21 175V172H20V174L19 175H17V176H20ZM23 175V174H22ZM37 175H39V174H37ZM70 175V174H69ZM75 175H76V173H75ZM90 175V174H89ZM89 175H88V177H89ZM95 175V174H94ZM144 175V174H143ZM162 175H164L163 174V172L161 173V177H162ZM179 175V174H178ZM183 175V174H182ZM199 175V174H198ZM25 176V177H26ZM76 176H78V175H76ZM125 176V175H124ZM134 176V175H133ZM147 176V175H146ZM175 176V175H174ZM25 177H20L21 179H20V181H22V178H24L23 180H25ZM34 177V176H33ZM66 177H69V176H66ZM70 177H73V176H70ZM80 177H82V176H80ZM79 177V178H80ZM99 177V176H98ZM150 177V176H149ZM159 177V176H158ZM160 177V178H161ZM164 177V176H163ZM183 177H185V176H183ZM182 177V178H183ZM30 178V177H29ZM96 178V177H95ZM101 177H99V179H100ZM172 178H173V176H172ZM181 178V177H180ZM197 178H198V176H197ZM202 178V177H201ZM8 179H10V180H8ZM67 179V178H66ZM69 179V178H68ZM72 179H74V177L72 178ZM84 179H86V178H84ZM83 179V180H84ZM150 179H152V178H150ZM150 179H148V180H150ZM170 180H171V178H169ZM173 179H175V178H173ZM177 179H179V178H177ZM184 179V178H183ZM190 179V178H189ZM193 179V178H192ZM94 180V179H93ZM101 180V179H100ZM137 180V179H136ZM155 180V179H154ZM153 180V181H154ZM162 180H164V178H162ZM202 180V181H203ZM207 180H210V179H207ZM213 180V179H212ZM15 181V182H14ZM65 181V180H64ZM68 182H69V180H67ZM81 181H82V179H81ZM86 181V180H85ZM95 181V180H94ZM174 181V180H173ZM190 181H191V179H190ZM200 182H201V179L199 180ZM71 182V181H70ZM69 182V183H70ZM74 182V181H73ZM73 182H71V183H73ZM87 182H88V180H87ZM93 182V181H92ZM157 182V181H156ZM162 182V181H161ZM161 182H159V183H161ZM178 182V181H177ZM58 183H59V181H58ZM64 183V182H63ZM62 182H61V184L62 185H64ZM97 183V182H96ZM147 183H148V181H147ZM154 183V182H153ZM167 183H168V181H167ZM171 183V182H170ZM179 183H181L180 181H179ZM188 183V182H187ZM203 183V182H202ZM79 184H80V182H79ZM81 184H83L82 182H81ZM87 184V183H86ZM91 184V183H90ZM138 184H140V183H138ZM176 184V183H175ZM182 184V183H181ZM189 184V183H188ZM60 185V184H59ZM70 185H72V184H70ZM75 186L77 185V183L76 184H74ZM94 185V184H93ZM93 185H92V187H93ZM150 184L148 183V186H149ZM158 186L160 185V184H157ZM165 185H167V184H165ZM174 185V184H173ZM172 185V186H173ZM5 186V185H4ZM43 186H41V187H43ZM82 187L84 186H86V185H81ZM147 186V185H146ZM161 186V185H160ZM182 186V185H181ZM180 186V187H181ZM6 187V186H5ZM37 187V186H36ZM71 187H74L73 185L71 186ZM145 187V186H144ZM166 187V186H165ZM258 187H259V185H258ZM0 188V189H1ZM4 188V187H3ZM51 188H49V189H51ZM56 188V187H55ZM76 188V187H75ZM78 188V187H77ZM87 188L88 187H86V192H87ZM94 188V187H93ZM161 188V187H160ZM159 188V189H160ZM170 188V187H169ZM182 188V187H181ZM204 187H203V189H205ZM60 189V188H59ZM62 189H63V187H62ZM73 189V188H72ZM166 189V188H165ZM175 189H177V188H173V190H175ZM179 189V188H178ZM260 189H262L263 190V188L261 187ZM4 190H6V188L4 189ZM70 190V189H69ZM73 190H75V189H73ZM78 190V189H77ZM82 190V189H81ZM91 190V189H90ZM156 190V189H155ZM154 190V191H155ZM161 190V189H160ZM159 190V191H160ZM163 190H164V188H163ZM166 190H168V189H166ZM166 190H164V192L166 191ZM170 190V189H169ZM168 190V191H169ZM172 190V191H173ZM252 190H254V189H252ZM1 191V190H0ZM7 191V190H6ZM10 191V192H11ZM76 191V190H75ZM84 191V192H85ZM147 191V190H146ZM150 191V190H149ZM152 191V190H151ZM157 191H158V188H157ZM158 191V192H159ZM167 191V192H168ZM249 191V192H248ZM10 192H9V194H10ZM14 192V193H15ZM37 192V191H36ZM47 192V191H46ZM52 192V191H51ZM78 192H80V191H78ZM92 192V191H91ZM157 192V195H158V197H155V194H154V196H152V197H155L154 198V200H152L151 198V202L149 203V199H148V205L146 204V210H142V211H145L144 213L145 214H147L148 215V213L147 212H149L150 214H152V212H153V206H155L156 204H158L159 203V200H161V199H159L160 198V196H161V193L162 192H159L160 193V196H159V193ZM248 192V193H247ZM2 193V192H1ZM13 193V195H15L16 196V194L17 193H15L14 194ZM38 193V192H37ZM49 193V192H48ZM48 193H46L47 195H48ZM53 193V192H52ZM57 193V192H56ZM61 193L62 192H60L59 194L61 195ZM70 193V192H69ZM88 193V192H87ZM86 193V194H87ZM90 193V192H89ZM110 193H112V192H110ZM147 193V192H146ZM145 193V194H146ZM149 193V192H148ZM154 193V192H153ZM156 193V192H155ZM173 193V192H172ZM171 193V194H172ZM178 193V192H177ZM192 193H193V191H192ZM215 193H216V196H215ZM245 193H247V196H246V194ZM5 194H7V192H5ZM12 194V193H11ZM107 194H108V192H107ZM169 194V193H168ZM168 194H166V195H168ZM175 194V193H174ZM3 195V194H2ZM12 195V196H13ZM46 195V196H47ZM62 195H64V194H62ZM75 195V194H74ZM82 195H83V192H82ZM149 195V194H148ZM152 195V194H151ZM165 194H163V196H164ZM170 195V194H169ZM190 195H191V193H190ZM205 195V196H204ZM254 195V194H253ZM3 196H5V195H3ZM3 196H0V198L1 197H3ZM11 196V197H12ZM15 196H13V198H16ZM34 196H35V194H34ZM45 195H42V197H44ZM58 196V195H57ZM84 196V195H83ZM163 196H161V197H163ZM192 196H193V194H192ZM203 196V197H202ZM37 197V196H36ZM48 197H49V195H48ZM47 197V198H48ZM59 197V196H58ZM62 197V196H61ZM73 197V193H72V196H71V198ZM87 197V196H86ZM85 197V198H86ZM171 197H173V195L171 196ZM256 198H257V196H255ZM254 197V198H255ZM259 197V196H258ZM13 198H11L10 200H9V202H7V203H5V205H2V208L0 209V244H1V242H2V240L3 239H5L4 237H6V236H8V235H6V234H9V230L11 229V227L13 226V225H15L16 223H17V220H18V218H17V220L15 219L14 220V218L13 217H15L16 216V214H17V210L15 211V209H14V207H12V206H15V205H12V203H11V200L13 199ZM40 198H41V195H40ZM70 198V199H71ZM81 199H82V197H80ZM110 198V197H109ZM166 198V197H165ZM164 198V199H165ZM175 198H179V197H175ZM181 198V197H180ZM198 198V199H197ZM199 198H201V199H199ZM255 198V199H256ZM261 198H263V197H261ZM43 199V198H42ZM69 199V198H68ZM79 198H77V200H78ZM88 199H90L89 198V196H88ZM87 199V200H88ZM147 199V198H146ZM168 199V198H167ZM170 200H171V198H169ZM168 199V200H169ZM244 199H241V200H244ZM254 199V200H255ZM75 200V199H74ZM83 200V199H82ZM163 200V199H162ZM161 200V201H162ZM166 200V199H165ZM172 200H173V198H172ZM194 200V199H193ZM257 200V199H256ZM255 200V201H256ZM262 200V199H261ZM13 201H15V199L13 200ZM12 201V202H13ZM41 201V200H40ZM40 201H39V203H40ZM69 201V200H68ZM71 201V200H70ZM73 201V200H72ZM80 201V200H79ZM160 201V203H163V202H161ZM174 201H175V199H174ZM179 201V200H178ZM181 201H182V199H181ZM248 201V200H247ZM249 201L251 202V200L249 199ZM253 201V200H252ZM258 201V200H257ZM262 201H264V200H262ZM34 202V201H33ZM45 202H46V200H45ZM45 202H43V203H45ZM57 202H59V201H57ZM66 202H67V200H66ZM83 202V201H82ZM89 202V201H88ZM106 202H108V201H106ZM144 202V201H143ZM142 202V203H143ZM168 202V201H167ZM176 202V201H175ZM195 202V201H194ZM196 202V203H197ZM261 202V201H260ZM259 202V203H260ZM14 203V202H13ZM38 203V204H39ZM42 203V202H41ZM54 203V202H53ZM70 203V202H69ZM69 203H67V204H69ZM73 204H74V202H72ZM86 203H87V201H86ZM101 203V202H100ZM171 203H172V201H171ZM187 203V201L185 202V204ZM212 203H214L215 205L214 206H211V204ZM240 203H241V201H240ZM239 203V204H240ZM242 203H244V202H242ZM241 203V204H242ZM254 203V202H253ZM252 203V204H253ZM1 204V203H0ZM2 204H3V202H2ZM58 204V203H57ZM60 204V203H59ZM59 204H58V206H59ZM76 204H78V203H76ZM83 204V203H82ZM103 204V203H102ZM101 204V205H102ZM106 204V203H105ZM166 204V203H165ZM164 204V205H165ZM170 204V203H169ZM177 204V203H176ZM182 204V203H181ZM256 204V203H255ZM264 204V203H263ZM79 205V204H78ZM142 205V204H141ZM161 205H163V204H161ZM175 205V204H174ZM173 205V206H174ZM178 205V204H177ZM183 205V204H182ZM208 205V206H207ZM230 205V206H229ZM232 205L234 206V205H236L237 206V208L235 207H232ZM254 205V204H253ZM256 205H258V207L257 208H259V204L257 203ZM260 205H262V204H260ZM1 206V205H0ZM43 206H46V205H43ZM83 206V205H82ZM132 206V205H131ZM172 206V205H171ZM176 206V205H175ZM193 206V207H194ZM218 206V207H217ZM244 206V205H243ZM66 207H68V206H66ZM66 207H65V209H66ZM81 207V206H80ZM91 207V206H90ZM101 206L99 205V208H100ZM135 207V206H134ZM153 207V208H152ZM160 207V206H159ZM158 207V205H157V209L159 208ZM164 207V206H163ZM166 207V206H165ZM164 207V208H165ZM177 207V206H176ZM187 207V206H186ZM192 207V208H193ZM216 207H217V209L219 208V212L216 210ZM227 207H228V209H227ZM230 207V208H229ZM44 208V207H43ZM60 208V207H59ZM70 208H71V204H70ZM78 208V207H77ZM88 208V207H87ZM151 209V211H150V209ZM189 208H187V209H189ZM192 208H190V209H192ZM241 208V207H240ZM254 208V207H253ZM256 208V207H255ZM263 208V207H262ZM64 209V210H65ZM75 209V208H74ZM144 209V208H143ZM148 209V210H147ZM166 209V208H165ZM168 209H170V208H168ZM175 209V208H174ZM180 209H183L182 207L180 208ZM184 209L186 210V208L184 207ZM242 209H244V207L242 208ZM241 209V210H242ZM43 210V209H42ZM46 209H44V211H45ZM60 210V209H59ZM71 210V209H70ZM83 210V209H82ZM87 210V209H86ZM131 210H132V208H131ZM134 210V209H133ZM228 210V211H227ZM238 210V209H237ZM263 210V209H262ZM36 211H37V209H36ZM51 211V210H50ZM55 211V210H54ZM67 211H69V209L67 210ZM74 211V210H73ZM75 211H76V209H75ZM89 211V210H88ZM141 211V210H140ZM239 211V210H238ZM244 211V210H243ZM34 212V211H33ZM40 212V211H39ZM58 212V211H57ZM56 212V213H57ZM64 212V211H63ZM63 212H61V213H63ZM131 212V211H130ZM139 212V211H138ZM157 212V211H156ZM165 212V211H164ZM216 212V214H214ZM218 212V213H217ZM261 212V211H260ZM263 212V211H262ZM261 212V213H262ZM35 213V212H34ZM38 213V212H37ZM46 213V212H45ZM60 213V214H61ZM69 213V212H68ZM71 213V212H70ZM128 213V212H127ZM155 213V212H154ZM153 213V214H154ZM162 213V212H161ZM166 213V212H165ZM194 213H196L195 215H194ZM205 213V214H204ZM223 213V214H222ZM53 214V213H52ZM59 214V215H60ZM73 214H75V212L73 213ZM138 214H140V212L138 213ZM159 214H160V212H159ZM167 214H169L168 213V211H167ZM177 214V213H176ZM204 214V216H203V218H205L204 220L202 219V215ZM17 215H19V213L17 214ZM42 215V214H41ZM47 215H48V213H47ZM62 215V214H61ZM130 215V214H129ZM155 215V214H154ZM165 215V214H164ZM172 215V214H171ZM175 215V214H174ZM209 215H211V217L210 218H208V216ZM219 215V216H218ZM227 215H229V216H227ZM259 215H260V213H259ZM261 215H263V214H261ZM33 216V215H32ZM34 216H35V214H34ZM55 216V215H54ZM70 216V215H69ZM68 216V214H67V216L66 217H69ZM72 216V215H71ZM70 216V217H71ZM137 216V215H136ZM145 216V215H144ZM157 216H159L160 217V215H156V217ZM163 216V215H162ZM167 216V215H166ZM170 216V215H169ZM216 216H218V218H216ZM256 216V215H255ZM258 216V215H257ZM256 216V217H257ZM19 217V216H18ZM40 217V216H39ZM69 217V218H70ZM76 217V216H75ZM83 217V216H82ZM81 217V218H82ZM139 217V216H138ZM176 217H174V218H176ZM181 217H183L182 215H181ZM201 217V218H200ZM48 218V217H47ZM52 218V217H51ZM56 218V217H55ZM60 218V217H59ZM61 218H63V216L61 217ZM85 218V217H84ZM146 218H148V216L147 217H145V219ZM150 219L149 220H151L152 218H151V216L149 217ZM155 218V217H154ZM170 218V217H169ZM172 218H173V216H172ZM185 218V217H184ZM198 218H200L199 220H198ZM214 218L215 219H218V221L219 220H222V222L220 223H216L215 221V223L217 224V225H214V222L212 223V221L214 220ZM259 218V217H258ZM34 219H35V217H34ZM33 219V220H34ZM49 219H50V217H49ZM74 219V218H73ZM136 219H138L139 220V218H136ZM144 219V217H142V221H144L143 220ZM157 219V218H156ZM166 219H168L167 217H166ZM180 219H181V221H180ZM226 219V221L227 222H230V220L228 221ZM262 219V218H261ZM52 220V219H51ZM80 220H83V219H80ZM141 220V219H140ZM164 220V219H163ZM171 220H173V219H171ZM187 220V221H186ZM191 220L193 221L192 223H190L191 222ZM264 220V219H263ZM27 221V220H26ZM41 221H42V218H41ZM49 221V220H48ZM57 221H59V220H57ZM65 221V220H64ZM63 221V222H64ZM72 221V220H71ZM129 221V220H128ZM131 221H133V219L131 220ZM145 221H147L148 222V220H145ZM154 221H155V219H154ZM166 220H164V221H161L160 223L162 224V222H165ZM180 221V222H179ZM217 221V222H218ZM225 221V222H226ZM260 221H262V220H260ZM24 222V221H23ZM45 222V221H44ZM60 222V221H59ZM68 222V221H67ZM76 222V221H75ZM74 221H73V223H75ZM135 221H133V223H134ZM139 222V221H138ZM141 222V221H140ZM139 222V223H140ZM149 222H151V221H149ZM156 223H158V221L156 220L155 221ZM154 222V223H155ZM179 222V223H178ZM250 222H252V221H250ZM249 222V223H250ZM26 223V222H25ZM36 224H37V222H35ZM42 223V222H41ZM65 223V222H64ZM78 223H79V221H78ZM81 223V222H80ZM127 223V222H126ZM141 223H143L142 225H144V222H141ZM152 223V222H151ZM168 223H169V220H168ZM168 223H166V225H168ZM257 223H258V225H259V223L260 222H258L257 221ZM22 224V223H21ZM29 224V223H28ZM34 224V223H33ZM57 224H58V222H57ZM61 224V223H60ZM59 224V225H60ZM128 224V223H127ZM132 224V223H131ZM150 224V223H149ZM147 225V226H151V225ZM170 224H172L171 222H170ZM221 224V225H222ZM231 224V223H230ZM248 224V223H247ZM264 224V223H263ZM262 224V225H263ZM23 225V224H22ZM58 225V226H59ZM62 225V224H61ZM60 225V226H61ZM72 225V224H71ZM135 224H133V226H134ZM139 226L138 227H140V224H138ZM141 225V226H142ZM155 225V224H154ZM165 225V226H166ZM173 225V224H172ZM175 225H176V223H175ZM221 225H219V226H221ZM244 225V224H243ZM262 225H259V227H261ZM28 226V225H27ZM33 226H35V225H33ZM64 226V225H63ZM131 226V225H130ZM132 226V228L134 229L135 227H133ZM136 226H137V224H136ZM146 226V225H145ZM165 226H164V228H165ZM177 226V225H176ZM193 226H195V225H193ZM247 226V225H246ZM30 227V226H29ZM28 227V228H29ZM48 227V226H47ZM62 227V226H61ZM70 227V226H69ZM69 227H67L68 229H69ZM77 227V226H76ZM118 227V226H117ZM152 227L154 228V226L152 225L151 226V229H152ZM156 227H158V224H157V226ZM162 227V226H161ZM160 227V228H161ZM174 227V226H173ZM190 227V228H189ZM215 227L213 228V229H215ZM218 227V226H217ZM107 228V227H106ZM115 228V227H114ZM127 228V227H126ZM167 228V227H166ZM170 228H171V226H170ZM244 228H245V226H244ZM16 228H14V230H15ZM20 229V228H19ZM23 229V228H22ZM31 229V228H30ZM63 229V228H62ZM65 229V228H64ZM68 229H67V231H68ZM73 229V228H72ZM76 229V228H75ZM124 229V228H123ZM129 229V228H128ZM130 229H131V227H130ZM135 229H138V228H135ZM135 229L134 230H131V233L132 232H134L135 233ZM142 229H144L143 227H142ZM142 229H140V230H142ZM146 229H148L149 230V228H146ZM145 229V230H146ZM150 229V230H151ZM154 229H156V228H154ZM162 229V228H161ZM173 228H171L170 229V233H172V234H175V233H179V229L176 227V229H177V231L178 232H176L174 229H175V227H174V229L172 230ZM209 229H211L210 231L211 232H209V233H207V231H209ZM60 230V229H59ZM58 230V231H59ZM127 230V229H126ZM139 230V229H138ZM147 230V231H148ZM150 230L148 231V233L150 232ZM156 230H159V229H156ZM182 230H180L181 232H182ZM191 230V231H190ZM217 229H215V231H216ZM33 231H34V229H33ZM38 231V230H37ZM64 231V230H63ZM62 231V232H63ZM123 231V230H122ZM130 231V230H129ZM146 231V232H147ZM151 231H154V230H151ZM169 230L167 229V232H164V234H166L167 233V235L169 234V232H168ZM175 231V233H173V232ZM183 231V232H184ZM194 231V232H193ZM214 231V232H215ZM8 232V233H7ZM12 232H13V230H12ZM128 231H126V233H127ZM155 232V231H154ZM163 232V231H162ZM180 232V234L182 235L183 233H181ZM191 232H193L192 234H190ZM197 232H196V234H197ZM228 233H230L231 231H227ZM31 233H32V231H31ZM39 233V232H38ZM70 233V232H69ZM69 233H67V234H69ZM74 233V232H73ZM77 233V232H76ZM111 233V232H110ZM117 233V232H116ZM134 233H133V236H134ZM136 233H138L137 231H136ZM152 232H150V234H151ZM158 233V232H157ZM207 233V234H206ZM218 233V232H217ZM216 232H215V234H217ZM219 233H220V231H219ZM218 233V234H219ZM33 235H34V233H32ZM100 234H102L101 232H100ZM159 234V233H158ZM164 234H162L163 236L162 237H164ZM180 234H179V236H180ZM213 234V233H212ZM211 234V235H212ZM222 234V236H223V234L225 235V232L223 233H221ZM221 234H219L218 236H220ZM11 235V234H10ZM42 235V234H41ZM61 235V234H60ZM113 235V234H112ZM112 235H110V237L112 236ZM128 235V234H127ZM127 235H126V237H127ZM138 235V234H137ZM137 235L135 234V236H134V238L136 237L137 238ZM176 235V234H175ZM184 235V239H185V234H183ZM200 235H201V237H200ZM214 235V234H213ZM230 235V234H229ZM16 236V235H15ZM21 236V235H20ZM19 236V237H20ZM32 236V235H31ZM39 236V235H38ZM44 236V235H43ZM103 236V235H102ZM109 236V235H108ZM133 236H132V234L130 235V243H131V241H134V240H131V237L133 238ZM141 236H143L144 237V235H141ZM170 234L168 235V236H165V239H166V237H168L167 238V242L166 241H164L166 244H162V246L161 245H159V249H161V247L163 248L165 245H167V244H169V245H167V246H170L171 245V243H172V238H173V240H174V237H173V235H171L170 237ZM177 236H178V234H177ZM178 236V237H179ZM194 236H196V235H194ZM210 236V235H209ZM228 236V235H227ZM226 236V237H227ZM18 237V236H17ZM23 237H25L24 235H23ZM28 237V236H27ZM42 237V236H41ZM129 237V236H128ZM143 237H141V238H143ZM155 237V236H154ZM10 238V236L8 237V239ZM22 238V237H21ZM38 238H40V237H38ZM71 238V237H70ZM140 238V237H139ZM175 238H176V236H175ZM193 238V237H192ZM209 238H212V239H209ZM224 238H225V236H224ZM10 239H12V238H10ZM9 239V240H10ZM17 239V238H16ZM28 239V238H27ZM104 239V238H103ZM115 239V238H114ZM119 239V238H118ZM128 239V240H129ZM146 239H147V237H146ZM146 239H145V241H146ZM154 239V238H153ZM156 239V238H155ZM163 239V238H162ZM164 239V240H165ZM179 239V238H178ZM181 239H183L182 237H181ZM195 239H196V237H195ZM208 239H209V243H211L212 241H210V240H213V237L212 236H210V237H208ZM18 240V239H17ZM46 240V239H45ZM50 240V239H49ZM66 240V239H65ZM112 240V239H111ZM125 240V239H124ZM127 240V241H128ZM149 240V239H148ZM160 240V242H162L163 243V241L161 240V238L159 239ZM192 240L193 239H191V241H190V243H194V242H192ZM197 239L196 240H193V241H198ZM199 240V241H200ZM255 240L256 239H253V241L255 242ZM264 240V239H263ZM262 240V241H263ZM5 241V240H4ZM29 241H31V240H29ZM92 241V240H91ZM109 241V240H108ZM126 241V240H125ZM126 241V242H127ZM138 241V240H137ZM141 241V240H140ZM155 241V240H154ZM176 241H178L177 240V238H176V240L175 241H173V244L170 246L171 248H169V247H166L165 246V248H164V251H161L158 255H157V257L155 258V259H153L152 261H150V263L148 262H146V263H144V264H160V263H162L163 261L165 262V263H167V261L168 262H170V263H167V264H174L175 263V261H177L178 259V261L177 262H179V261H184V260H188L189 259V257L190 258H196L195 256H198V251L203 247L204 249L203 250H206L205 248L209 245V243L208 242H206V244H208L207 246H206V244H203V243H201L202 242V240L200 241V243L203 245H197V244H199V243H197V244H195V246L197 245L198 247L197 248H199L200 246H202V247H200L199 249H195V250H198L197 252H196V254H194L195 256H193V253H192V255H191V253L189 252V248L191 249V248H195V246H193L192 247V245L191 244H188V245H190L191 247H187L188 248V250H187V252L186 253H190L189 255L187 254V256H189L188 257V259H184L185 258V256H183L182 257V255L185 253V251L186 250H184V252L183 251H181V249L183 248H181L180 249V251H179V253L180 252H182V255H181V257L178 255L177 256V254H179L178 252H177V254H176V252L174 253V251L176 250L177 251V249L178 248H180L179 246H178V244H180L181 242H176ZM198 241V242H199ZM205 241H204V243H205ZM262 241H260V242H262ZM7 242V241H6ZM14 242V241H13ZM13 242H11V243H13ZM16 242V241H15ZM15 242H14V244H15ZM41 242V241H40ZM46 242H48V244L47 245H49V248H52V247H50L51 245H53L51 242L49 243V241L47 240ZM88 242H89V240H88ZM103 242V241H102ZM124 242V241H123ZM122 242V243H123ZM125 242V243H126ZM175 242V243H174ZM228 242H230V240L228 241ZM236 242V241H235ZM253 242V243H254ZM259 242V243H260ZM21 243V242H20ZM25 243V242H24ZM96 243V242H95ZM99 243V242H98ZM119 243V242H118ZM120 243H121V240H120ZM119 243V244H120ZM121 243V244H122ZM124 243V244H125ZM142 243V242H141ZM141 243H139V244H141ZM148 243V242H147ZM178 243V244H177ZM237 243V242H236ZM238 243H241V242H239L238 241ZM245 243V242H244ZM243 243V244H244ZM256 243H258L257 242V240H256ZM259 243H258V245H259ZM8 244H10L9 243V241H8ZM22 244V243H21ZM36 244H38V243H36ZM65 244V243H64ZM88 244V243H87ZM107 244V243H106ZM105 243H104V245H106ZM127 244V243H126ZM125 244V245H126ZM129 244V243H128ZM143 244H145V243H143ZM159 244H161V243H159ZM177 245L176 246V248H175V250H174V246L175 245ZM261 244H264L263 242L262 243H260V245ZM4 245V244H3ZM3 245H0V246H3ZM35 245V244H34ZM39 245V244H38ZM41 245V244H40ZM39 245V246H40ZM55 245V244H54ZM103 245V246H104ZM118 245V244H117ZM132 245H134V244H132ZM150 245V244H149ZM153 245H155V244H153ZM174 245V246H173ZM183 245V244H182ZM7 246V245H6ZM124 246V245H123ZM128 246H131V245H128ZM143 246V245H142ZM157 246H158V244H157ZM185 246V245H184ZM247 246V245H246ZM255 246V245H254ZM16 247H20V246H16ZM54 247V246H53ZM93 247V246H92ZM98 247V246H97ZM105 247V246H104ZM107 247V246H106ZM118 247V246H117ZM135 247H136V245H135ZM146 247V246H145ZM219 247H222V246H220V245H218V248ZM245 247V246H244ZM243 247V245H242V248H244ZM253 247V246H252ZM260 247V248H259ZM258 248V250H257V248L255 247V249H256V251H246V252H244L243 253V251H245V249L247 248H245V249H242L243 251H241V249H240V251H241V254H242V256H241V254H240V258H239V251H237V253H234V254H238V258H237V256L235 257L234 256V254H233V256H231L230 255V253L229 254H226V252H225V259H227L228 260V256H230V258H232L233 257V259H236L237 258V261H238V259H239V263L238 264H251L252 262H253V264H254V262H255V264H256V262H258L259 263V261L261 260H264V245L262 246H259ZM13 248H14V246H13ZM93 248H95L96 249V246H94ZM110 248V247H109ZM108 248V249H109ZM119 248V247H118ZM122 248H124V247H122ZM139 248V247H138ZM143 248H144V246H143ZM142 248V249H143ZM153 248H155V246L153 247ZM167 248V249H166ZM168 248H169V252H166L167 250H168ZM193 248V249H194ZM209 248V247H208ZM208 248H207V252H211V250L212 249H210V251H208ZM217 248V247H216ZM215 248V249H216ZM238 248H241V247H238ZM250 247H248L247 249H249ZM3 249V248H2ZM4 249H5V247H4ZM53 250H55L54 248H52ZM51 249V250H52ZM99 249V248H98ZM113 249V248H112ZM141 249V250H142ZM219 249H221V248H219ZM235 249V248H234ZM19 250V249H18ZM50 250V249H49ZM85 250V249H84ZM100 250H102V249H100ZM99 250V251H100ZM111 250V249H110ZM109 250V251H110ZM117 250V249H116ZM115 250V251H116ZM157 250V249H156ZM222 250V249H221ZM221 250H220V252H221ZM227 250V249H226ZM233 250V249H232ZM239 250V249H238ZM0 251H1V248H0ZM5 251V250H4ZM83 251V250H82ZM87 251V250H86ZM92 251V250H91ZM90 251V252H91ZM97 251V250H96ZM137 251H138V249H137ZM151 251V250H150ZM213 251V250H212ZM3 252V251H2ZM54 252V251H53ZM52 252V253H53ZM55 252H56V250H55ZM57 252H59V250L57 251ZM62 252V251H61ZM66 252H68V251H66ZM102 252V251H101ZM113 252H114V250H113ZM112 252V253H113ZM146 252H148L147 250H146ZM146 252H145V254H146ZM157 252V251H156ZM165 252V253H164ZM199 252H201V251H199ZM217 253H220L219 252V250H217L216 251ZM215 251L214 252H211L210 254H212V255H210V256H213V253H216ZM223 252V251H222ZM47 253H49V251L47 252ZM69 253V252H68ZM67 253V254H68ZM94 253V252H93ZM116 253V252H115ZM120 253V252H119ZM119 253H117V254H119ZM125 253H128V252H125ZM137 253L138 252H136V254H134V255H137ZM144 253V252H143ZM167 253V254H166ZM204 253H205V255H206V251H204ZM204 253L202 252V253H200V254H203L204 255ZM233 253V252H232ZM231 253V254H232ZM252 253H256V255H254V256H252L253 254ZM23 254V253H22ZM50 254V253H49ZM58 254V253H57ZM56 254V257H58L59 255H60V253H59V255H57ZM150 254V253H149ZM176 254V255H175ZM199 254V256H201ZM208 254V253H207ZM224 254V253H223ZM2 254L0 253V256H1ZM63 255H64V253H63ZM62 255V256H63ZM83 255V254H82ZM86 255V254H85ZM84 255V256H85ZM88 255H90V254H88ZM88 255H87V257H88ZM99 255V254H98ZM108 255H109V253H108ZM113 255V254H112ZM129 255H131V253L129 252ZM133 255V254H132ZM169 256L170 258L172 257V255H173V257L176 259V256L177 257H179V258H177L175 261L173 260V262H171L170 260H169V258L167 259V260H164L163 259V261L162 260H160V259H162V257L164 256V258H165V256ZM186 255V254H185ZM191 255V256H190ZM222 255V254H221ZM220 255V256H221ZM228 255V256H227ZM54 256V255H53ZM83 256V257H84ZM127 256H128V254H127ZM143 256V255H142ZM209 257V254L208 255H206V257ZM214 256H216V254L214 255ZM214 256H213V259H214ZM218 256H219V254H218ZM2 257V256H1ZM72 257V256H71ZM87 257H85V260H86V258ZM97 257V256H96ZM99 257V256H98ZM109 258H110V256H108ZM114 257H117V256H114ZM120 257V256H119ZM119 257L117 258V259H119ZM150 257V256H149ZM204 257V256H203ZM64 258H65V256H64ZM72 258H74V257H72ZM108 258V259H109ZM212 258V257H211ZM75 259V258H74ZM82 259V258H81ZM88 259V258H87ZM136 259V258H135ZM135 259H134V261H135ZM166 259V258H165ZM172 259V258H171ZM206 259V258H205ZM204 259V260H205ZM212 259V260H213ZM215 259H217V257H215ZM2 260H4V259H2ZM77 260V259H76ZM79 260V259H78ZM90 260V259H89ZM88 260V261H89ZM129 260V259H128ZM133 260V259H132ZM138 260V259H137ZM141 260V259H140ZM150 260V259H149ZM149 260H147V261H149ZM190 260H192V259H190ZM203 260V261H204ZM207 260H208V258H207ZM211 259H210V257H209V261H212ZM219 260V259H218ZM66 261V260H65ZM71 261V260H70ZM120 261H123V259L121 260L120 259ZM142 261V260H141ZM202 261V262H203ZM206 261V260H205ZM230 261H231V259H230ZM260 261V262H261ZM85 262V261H84ZM83 262V263H84ZM87 262V261H86ZM107 262V261H106ZM119 262V261H118ZM132 262V261H131ZM139 262V261H138ZM138 262H137V264H138ZM145 262V261H144ZM164 262L162 263V264H164ZM186 262V261H185ZM185 262H184V264H185ZM191 261H188V263L187 264H191L190 263ZM214 262H216V264H217V261L215 260ZM263 262V261H262ZM261 262V263H262ZM113 263H115L116 264V261L115 262H113ZM130 263V262H129ZM133 263V262H132ZM131 263V264H132ZM180 263V262H179ZM179 263H176V264H179ZM192 263H193V261H192ZM211 263V262H210ZM210 263H208V264H210ZM80 264V263H79ZM103 264H105V263H103ZM122 264V263H121ZM126 264V263H125ZM140 264V263H139ZM181 264V263H180ZM182 264H183V262H182ZM204 264V263H203ZM205 264H207V262H205ZM213 264V263H212ZM220 264V263H219ZM223 264V263H222ZM234 264H235V262H234ZM236 264H237V262H236Z\"/></svg>",
    "mask_w": 264,
    "mask_h": 264
}]
</instances>
